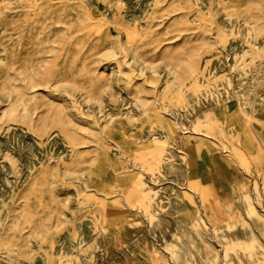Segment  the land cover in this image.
<instances>
[{"label":"rangeland","instance_id":"rangeland-1","mask_svg":"<svg viewBox=\"0 0 264 264\" xmlns=\"http://www.w3.org/2000/svg\"><path fill=\"white\" fill-rule=\"evenodd\" d=\"M23 1L22 0H19V1L18 0L17 1L16 0H14V1L13 0H5V1L0 0V5H2V6H0V13L2 15V16L0 15V21L2 23V24L0 23V55H1V57H0V78H1L0 79V85L2 86V87L0 86V88H1L0 89V133H1L0 134V142H1L0 143V145H1L0 146V157H1L0 169L4 172V173H2L0 170V186H1L0 187V191H1L0 192V199H1L0 200V216H1L0 217V225H2V226H0V228H1L0 232H2V233H0V237H1L0 238V252H1L0 253V264H2V262H3V264H11V263L12 264H32V263L33 264H48V263L53 264L54 261L57 262V263L55 262L56 264H73L74 262H75L74 264H82V263L83 264H94V263L95 264H178L179 262H180V264H194V263L195 264H199V263L200 264H209V263L210 264H216V263L218 264V262H219V264H231V262H232V264H252V263L258 264L259 261H264V250L261 248H257L256 255L253 259L244 258V257H242L241 254L239 256L235 255L234 253L231 254L232 251H230V250H229V256H226V250L233 243V241H237V242L248 241L251 238H253V236L256 235V236H259L260 240H262V243L264 244V241H263L264 240L263 239L264 238V222H263L264 221V219H263L264 218V200L258 201L256 199L254 191L252 190L253 189L252 177H249L248 175L244 174L236 166V164H234V162L227 155H225L223 150L219 147V145L213 139H208V138L204 137L203 135H201L200 133H197V132L188 133L184 137V140L187 141V144L190 148H196L197 150H199V152H200L201 156L203 157V160L206 164V166L203 167L202 159L200 158V156L197 154H194L191 157V160L195 165L196 173L202 174L203 178L206 181L211 182L213 179L214 185L216 186V189L220 193H226L228 191L230 192L229 199L227 200V204H229L230 207L232 208V215H233V218L235 219L232 227H228L226 224H219L216 227H214L210 223L208 225L207 220H206V223H204L205 220H202L201 217H198L196 219L198 221H196V220L194 222L189 221L186 218V213L188 210L181 209L179 207L180 201L182 199H184L186 196H188L189 193L186 190L187 189V180L185 178L186 177L185 165H184V162H182L183 161V155L181 153H179V151L177 149H175L176 148V146H175L176 145V139L178 138L180 127L189 121V119L193 116L194 112L199 110L200 105L212 101L211 99H213V90L216 88V86L220 87V85L223 83V81H221V80H226L228 77L231 76L233 67H239V69L243 70V71L247 70L246 71L247 75H249V77H251V78L254 76V75H252L253 69L254 70L256 69L255 73H258L259 70H261V66L263 65V60L261 63V58L264 56V30H263L264 29V24H263L264 23V0H217V1H215V0H194V1L193 0H178V4H177V0H175V1H172V0H152V1H150V0H122V1L121 0H119V1L118 0H114V1L109 0V1H107V0H105L104 2H103V0H23ZM31 1L33 2V5H32ZM80 2H81V4H80ZM147 2H149V3H147ZM182 2H183V4H182ZM195 2H197V3H195ZM218 2H219V4H218ZM254 2H256V3H254ZM10 3H13V4L11 5ZM199 3H201V4H199ZM125 4H126V6H125ZM189 4L194 5V6L196 5V6L194 7V6H191ZM8 5H11V6L8 7ZM51 5H52V7H51ZM133 5L135 7H133ZM197 5H199V6H197ZM217 5H218V7H216ZM229 5H230V7H229ZM32 6H33V8H32ZM152 6L153 7L155 6V7L153 8ZM6 7L9 9H7ZM26 7L29 8V10ZM94 7L100 9V14H98L97 16L95 14H93V8ZM198 7H199V9L197 10ZM232 7H234V8H232ZM146 8H147V10H146ZM35 9H38V10H35ZM252 9H253V11H252ZM52 10H54L55 13ZM142 10H144V11H142ZM183 10L186 12L184 13ZM57 11H59V12H57ZM219 11H221L222 13H220ZM250 11H251V13H250ZM28 12H29V14H28ZM50 13L52 16L50 15ZM63 13H65V14L62 15ZM195 13L197 14V16ZM30 14H31V16H30ZM128 14H130V15H128ZM218 14H220V15H218ZM157 15H159V16L157 17ZM148 16H150V17H148ZM151 16L154 18H151ZM186 16H188L189 18H187ZM146 17H147V19H146ZM180 17L182 18V20L180 19ZM218 17H219V19H218ZM231 17H232V19H231ZM24 18H25V21L27 20V22H25L23 20ZM77 18H79V19L77 20ZM225 18L227 21L224 20ZM128 19H130V20H128ZM149 19H151L150 20L151 22L149 21ZM188 19L191 22H189ZM246 19H248V20H246ZM55 20H56V22H54ZM126 20H128L129 22ZM215 20H217V23ZM230 20H232L233 22ZM107 21H108V23H107ZM239 21L240 22L242 21V22L240 23ZM137 22L138 23L140 22L141 25L138 24ZM153 22H155V24H153ZM246 22L247 23L249 22V23L247 24ZM251 22H255V23H251ZM55 23H56V25H55ZM250 23H251V25H250ZM24 24L26 27L24 26ZM59 24H60L61 28L59 27ZM258 24H262L263 26L262 25L259 26ZM40 25H42V26H40ZM61 25H63L64 27ZM29 26H30V28H29ZM47 26H48V28H47ZM146 26H147V28H146ZM222 26H224L225 28ZM70 27H71V30H70ZM23 28L26 30H24ZM50 28H52V29H50ZM63 28H65V29H63ZM221 28H223V30ZM28 29L31 32L28 31ZM57 29H58V31H56ZM44 30H47V31H44ZM49 30H50V32H48ZM63 30H64V33H62ZM233 30L236 33H237V31L238 32L243 31V32H241V34L244 36L242 37V35H241V37H240L241 39L238 37H235L236 33ZM24 31H26L25 33L27 35L25 33H23ZM55 32H57V33H55ZM100 32L103 34V36H102V34L99 35ZM149 32H151V33H149ZM9 33H12V34H9ZM34 33H36V34H34ZM61 33H62V35H60ZM152 33H154V34H152ZM106 34H107V36H106ZM193 35H194V37H193ZM163 36H164V38H162ZM189 36H190V38H188ZM59 37H60V39H59ZM167 37H169V38H167ZM200 37H201V39H200ZM18 38H19V40L21 39L20 40L21 42L18 40ZM57 38H58V40H56ZM115 38H117V39H115ZM187 38H188V40H186ZM192 38L196 39V40H193ZM48 39H49V41H48ZM220 39H221V42L219 41ZM2 40H4V41H2ZM158 40L160 43L158 42ZM30 41H31V44H30ZM57 41H58V43H57ZM179 41H180V43H179ZM186 41L188 43H185ZM191 41H192V43H191ZM240 41H242V42H240ZM165 42H167L168 44ZM170 42H171V44H170ZM175 42H176V44H175ZM182 42H183V44H182ZM259 42H261V43L259 44ZM24 43H26V44H24ZM50 43L52 44L51 47H50V45H51ZM163 43L165 45H163ZM16 44L17 45L19 44V45L17 46ZM193 44H194V46H192ZM197 44H198V46H197ZM99 45L102 47H99ZM174 45L180 46V47L177 48ZM222 45H223V47H222ZM228 45L230 46V48ZM245 45H247V46H245ZM7 46H8V49H7ZM10 46H12V47H10ZM29 46H30V48H29ZM56 46L58 48H56ZM185 46H187V49ZM255 46H257V47H255ZM15 47H17V48H15ZM153 47H154V49H153ZM100 48H102V49L99 50ZM115 48H116V50H115ZM117 48H119V49H117ZM158 48H159V51H158ZM165 48H168L167 49L168 51H166ZM183 48L185 51L183 50ZM245 48H247V49H245ZM46 49L50 50V51L48 52ZM170 49L174 50L173 51L174 56L172 55V52H170V51H172ZM180 49L183 51H181ZM15 50H17V51L15 52ZM117 50H118V52H117ZM126 51H127V53H126ZM21 52L23 55L21 54ZM44 52L46 54H43ZM152 52H153V54H152L153 57L151 58L150 56H152L151 55ZM156 52L158 54L160 52V54L158 55ZM234 52H236V53H234ZM63 53H65L66 55L63 56ZM139 53H141V54L139 55ZM226 53L227 54L229 53V54L227 55ZM2 54H3V56H2ZM122 54H124L123 58H122ZM176 54H178V55L180 54L179 57H177L178 55L176 56ZM85 55H87V56H85ZM171 55L173 57H171ZM186 55H187V57H185ZM52 56H53V58H52ZM106 56H107V58H106ZM133 56H134V58H133ZM86 57H89V58H86ZM117 57H118V59H115ZM156 57H157V59H156ZM7 58H8V60H6ZM32 58H33V60H32ZM121 58H122V60H121ZM160 58L163 59L164 61L163 60L161 61ZM14 59H16V60H14ZM19 59L21 61H19ZM44 59L46 60L47 64L45 63ZM69 59H70V62H69ZM151 59H152V62H151ZM183 59H186V60L184 61ZM22 60H25V61H22ZM126 60H127V62H126ZM167 60H169L170 62ZM237 60H238V62H237ZM30 61H32L33 63ZM159 61L163 62V63H161V66H159V64H160ZM181 61H182V63H181ZM157 62H158V64H157ZM227 62H228V64H227ZM42 63L44 64L43 66H42ZM67 63H68V65H67ZM79 63L82 65L80 66ZM131 63H132V65H131ZM180 63L182 64V66H180L181 65ZM187 64L188 65L190 64V65L188 66ZM157 65H158V67H157ZM164 65H165V67H164ZM18 66H20V67L18 68ZM44 66H45V68H44ZM109 66H110V68H109ZM145 66H148V67L145 68ZM152 66L153 67L155 66V68H153ZM191 66H192V68H191ZM41 67H42V69H39ZM128 67H130V68H128ZM160 67H162V68L160 69ZM166 67L168 68L167 71H166V69H167ZM36 68H38V69H36ZM132 68H133V70H132ZM172 68H174L175 70ZM15 69L18 71H16ZM130 69H131V71H130ZM230 69H231V71H229ZM19 70H21V71H19ZM42 70H43V72H42ZM88 70H89V72H88ZM149 70H151V71H149ZM155 70H156V72H155ZM24 71H26V72H24ZM36 71H37V73H36ZM159 71H160V73H159ZM171 71H174V72H171ZM188 71H191L192 75H191V72H188ZM212 71H213V73H212ZM122 72L124 74H122ZM136 72H137V74H136ZM214 72H216V74ZM7 73H9V74H7ZM38 73H39V75H37ZM40 73H41V75H40ZM60 73H62V75ZM116 73H117V75H116ZM162 73H163V75H162ZM182 73H183L184 77H181ZM187 74L188 75L190 74V75L188 76ZM208 74H210L211 76ZM26 75L29 77H26ZM115 75L118 78H116ZM142 75H144V77H142ZM159 75H160V77H159ZM2 76L4 77V79ZM111 76H113V79ZM124 76H126V77H124ZM131 76H132V78H131ZM162 76L166 78V79L164 78L166 81L163 79ZM175 76H176V78H178V80L175 78ZM31 77H32V79H31ZM127 77H129V78L127 79ZM172 77H174L175 80ZM189 77H190V79H189ZM197 77H198L200 82L197 80ZM20 78L22 81H20ZM27 78L29 80H26ZM110 79H112V80H110ZM117 79L119 81L120 80L121 81L119 82ZM4 80H5V82H4ZM37 80H38V82H37ZM129 80L132 81L133 85H135V86H133L131 84L132 82L129 83L130 82ZM161 80H162V82H160ZM206 80H208V81L206 82ZM32 81H33V83H32ZM139 81H141V82H139ZM142 81H144V82H142ZM148 81L150 84L147 83ZM155 81H157L158 84L156 83V85H155L153 83ZM176 81H178V83ZM179 81H180V83L182 82L181 83L182 85L179 83ZM201 81H203V82L201 83ZM242 81H243V75L239 74L237 76L236 81L234 82V86L236 88H238L237 86H239V88H241ZM256 81L257 80H255V82H254L255 85H256ZM28 82H29V84H28ZM45 82H47V83H45ZM117 82H119V84ZM164 83H166L167 85ZM175 83L177 84V86ZM30 84H33V85H30ZM46 84H47V86H46ZM169 84H170V86H169ZM215 84H216V86H213ZM116 85H118V86H116ZM5 86L6 87L8 86V87L6 88ZM25 86H26V88H25ZM151 86H153V87H151ZM161 86H163V87H161ZM177 87L179 90L177 89ZM2 88H5V89H2ZM10 88H12V89H10ZM27 88H28V90H27ZM113 88L115 89V91ZM174 88H176V89H174ZM49 89L51 91H49ZM142 89H143V93L141 92ZM154 90H155V92H154ZM161 90H163V91H161ZM241 90H243V89H241ZM133 91H135V92H133ZM186 91L188 92V94H186L187 93ZM210 92H212V93H210ZM35 93H36V95H35ZM115 93L118 95V97H117V95H115ZM121 93H123V94H121ZM61 94H62L63 99H61ZM110 94H112V95H110ZM152 94H154V95L152 96ZM167 94H168V96H167ZM69 95H70V97H69ZM150 95H151V97H150ZM199 95H200V97H199ZM201 95H203V96H201ZM54 96H55V98H54ZM72 96L76 100H73L74 98ZM110 97H111V99H109ZM184 97L186 98L185 100H184ZM116 98H118V99H116ZM153 98L154 99L156 98V99L154 100ZM174 98H176V99H174ZM182 98H183V100H182ZM198 98H200V99H198ZM122 100H123V102H122ZM38 101L41 103L40 106L38 105L39 104ZM42 101H43V103H42ZM73 101H74V103H73ZM100 101H101V103H100ZM157 101H159V102H157ZM165 101L167 102L168 105L166 104ZM46 102H47V105H46ZM107 102L109 104H107ZM133 102H135V103H133ZM160 103H162L163 106ZM27 104H28V106H26ZM90 104H92V105L90 106ZM6 105H7V107H6ZM19 105H21V106H19ZM76 105L78 108L76 107ZM81 105L84 107L81 108ZM102 105H104V106H102ZM129 105H131V106H129ZM155 105H157V106H155ZM165 105L167 108L165 107ZM93 106L96 110L93 108ZM132 106H133V108H132ZM195 106H196V108H195ZM164 107H165V109H164ZM88 108L90 109V111ZM110 108L112 109V111ZM157 108H159V109H157ZM180 108H183V110H181ZM2 109L4 111L6 109V111L3 112ZM125 109H126V111H125ZM23 110H24V112H22ZM82 110H83V112H82ZM192 110H193V112H192ZM48 111H50V112H48ZM54 111L56 113L55 115H53ZM84 111H86V112H84ZM169 111H171V112H169ZM187 111H189L190 113L189 112L187 113ZM14 112L15 113L17 112V113L15 114ZM89 112H92V113L89 114ZM28 113L30 115H28ZM46 113H48V114H46ZM76 113H78L79 115ZM80 113H83V115ZM135 113H136L137 117L135 116ZM167 113H169V114H167ZM61 114H62V116H61ZM64 115L66 118L64 117ZM123 115H125V116H123ZM127 115H129V116H127ZM25 116L27 118H23ZM29 116H31V117H29ZM32 116H33V119H32ZM50 116H51L52 120H51ZM95 116H97V117L99 116V118H97ZM101 116H103V117H101ZM180 116H182V117H180ZM17 117H20V118L22 117V118L18 119ZM80 117L81 118L84 117V118L82 120H80ZM87 117L89 120L87 119ZM105 117H106V119H105ZM2 118H3V120H2ZM4 118H6V119H4ZM28 118H31V120ZM70 118H72L73 120ZM95 118H96V122H94ZM102 118H104V119L102 120ZM129 118H132V119L129 120ZM36 119H37V121H36ZM65 119H66V121L68 120L67 123H66ZM46 120H49V121H46ZM59 120H60V122H58ZM71 122H73L75 124H73ZM85 122H86V124H85ZM30 123H31V125H30ZM39 123L43 124V125H40ZM89 123L90 124L92 123L91 126L89 125ZM101 123L103 124V126ZM104 123H105V125H104ZM11 124H12V126H11ZM37 124H39V125H37ZM76 124H77V126H76ZM81 124L83 126H81ZM14 125L15 126L18 125V127L17 126L15 127ZM46 125H47V127H46ZM64 126H65V128H64ZM8 127H9V129H7ZM54 127H56V128H54ZM81 127H83V130L80 131V129H82ZM88 127H90V128H88ZM60 128H62L63 130ZM50 129H51V131H50ZM54 129H55V131H54ZM133 129H135V130H133ZM253 129L262 131L264 133V113L260 112L259 115L256 117V120H254L252 123L248 122L246 124L245 130L240 134V136L238 137V140L240 142L247 141V139L245 138L246 137L245 131H251L252 132ZM66 130H67V132H66ZM89 130H91L92 132ZM93 130H96V131L98 130V132L93 131ZM34 131L36 133L37 132L38 133L36 134V133H34ZM43 131H45L47 133H44ZM77 131H80V132H77ZM161 131H163V132H161ZM70 133H72V134H70ZM6 134H7V136H6ZM66 134H69V136ZM95 134H98V135L96 136ZM62 135H64V136H62ZM84 136H85V138H84ZM145 136H147V137H145ZM64 137L66 138V140ZM68 137H72V138L69 139ZM36 139H37V141H36ZM43 139L46 142H44ZM105 139H107V140H105ZM32 141H33V143H32ZM84 141H85V143H84ZM28 142H30V143H28ZM51 142H52V145H51ZM81 143H83V144H81ZM98 143H100V144H98ZM257 144H259L261 146V150H262V153L264 155V147H263L262 142H259ZM74 146H75V148H73ZM94 146H95V148H94ZM170 147H171V149H169ZM66 149H67V151H66ZM80 149L83 151V153ZM43 150H45V151H43ZM88 151H90V152H88ZM250 151L254 152L255 148L250 147ZM118 152H120V153H118ZM46 153L48 156L46 155ZM88 153H90V154H88ZM5 154H8V158H9V156L10 157L12 156L11 159H7V155H5ZM49 155H51V156H49ZM35 156H37V157L35 158ZM91 156H93L92 159H91ZM81 158H83V159H81ZM18 159H20V160L18 161ZM88 159H90L91 161ZM39 161H41V162L39 163ZM22 162H23V164H22ZM167 162H168V164H167ZM42 163H43V165H42ZM179 163H180V165H179ZM38 164H39V166H38ZM65 164H66V166H65ZM19 165H21V166H19ZM54 165L57 168H55ZM128 166H129V168H128ZM66 167H68L69 169ZM164 167H165V169H164ZM13 168L16 169L15 172H14ZM22 168H23V170H22ZM132 168H137V169H132ZM3 169H5V170H3ZM138 169H140V170H138ZM11 170H13V173ZM48 170H49V172H48ZM50 170L52 172L54 171L55 173H52ZM72 171H76V172H72ZM40 172H42V174H44V175H42ZM25 174H27V175H25ZM35 174H37V175H35ZM147 174H148V176H147ZM184 174H185V176H184ZM14 175H16V176H14ZM55 175L58 177L56 179V181H55V178H56ZM143 175L146 179L143 177ZM86 176H87V178H86ZM229 176L231 178H229ZM6 177H7V179H6ZM30 177H31V179H30ZM34 177H35V179H34ZM50 177H52V178H50ZM53 177H54V180H52ZM83 177L86 179L84 180ZM12 178L13 179L15 178L14 179L15 181ZM41 178H42V180L43 179L44 180L43 181L40 180ZM60 178H62V179H60ZM72 178H73V180L71 181ZM47 179H48V181H47ZM29 180H31V181H29ZM7 181L10 182V185H9V182H7ZM81 181H83V182H81ZM144 181H145V183H144ZM49 182H51V183H49ZM54 182H57V183H54ZM46 183H47L48 187L46 186ZM147 183H148V185H147ZM42 184H43V186H42ZM52 184H53V186H52ZM15 185H16V187H15ZM29 185H30V188H29ZM63 185H65V186H63ZM134 185H139L140 190L136 194H134L133 196L128 197V193H129L131 187ZM24 186H27V187L23 188ZM56 186H58V187H56ZM180 186L181 187L183 186V187L181 188ZM67 188H69V190ZM2 189L6 190V191H3ZM86 189H87V191H86ZM79 190H80V194H78ZM24 191H26V192H24ZM60 191H61V193H60ZM119 192H120V194H119ZM11 193H12V195H11ZM246 194L252 195V196L250 195L252 197V199L250 201L245 198ZM10 195H11V197H10ZM15 195H17V196H15ZM34 195L36 197H34ZM14 196H15V198H13ZM26 196H29L28 200H27ZM107 197H109V198H107ZM122 200L123 201L125 200L128 205L126 204L125 201L123 202ZM250 202L252 203L253 210H254V213L252 214V216L248 215V211H250V209H251L250 205H249ZM169 203H170V205H169ZM171 203H174V204H171ZM23 204H25L26 206L25 205L23 206ZM68 204H69V206H68ZM28 205H29V207H28ZM8 206H9V208H8ZM70 206H71V208H70ZM73 206H75V207H73ZM168 206H169V208H168ZM17 207H18V209H17ZM80 208H82V209L80 210ZM106 209L108 210L107 212H106ZM108 212H109V214H108ZM75 213H76V215H75ZM261 213H262V215H261ZM244 216H246V219L250 222L249 224L248 223L244 224V221H243ZM73 217H75V218H73ZM57 218L59 221L57 220ZM77 218H78V220H77ZM22 220H23V222H22ZM24 220H26V223ZM74 220H75V222H74ZM175 220H177L178 222L176 223ZM44 222H46V224ZM81 222H83V223H81ZM199 222H200V224H199ZM43 223H44V225H43ZM64 224L66 226H64ZM201 225L203 228L201 227ZM12 226H13V228H12ZM39 226H40V228L42 227L44 230L40 229ZM44 226L47 227L46 231H45ZM239 226L242 228H240ZM250 226H252V227H250ZM30 227H31V230L29 231ZM55 227H56V230H55ZM86 227H88V228H86ZM223 227H224V229H223ZM68 228L71 231H69ZM98 228H99V230H98ZM243 228H245V229H243ZM13 229H15L16 233H15V231H13ZM86 229H87V231H85ZM199 229H201V230H199ZM252 230L255 231L254 234H253ZM206 231H209V232H206ZM27 232H29V233H27ZM51 232L53 233V235L51 234ZM88 232H90V233H88ZM144 232H145V234H143ZM18 233H20V234H18ZM25 233H27V234H25ZM45 233L47 234V236L45 235ZM180 233H181V235H180ZM12 234H14V235H12ZM72 234H73L74 238H73ZM149 234H151V235H149ZM161 234H162V236H161ZM206 234H208V235H206ZM24 235H25V237H24ZM41 235H42V237H41ZM65 235H67V236H65ZM82 235H84V236H82ZM96 235H97V237H96ZM139 236H141V237H139ZM208 236L212 239L209 240ZM65 237H66V239H65ZM152 237H154L155 241L153 239H151ZM182 237H185V238L182 239ZM32 238L36 241V243L34 240H32ZM81 239H82V241H81ZM96 239H97V241H96ZM5 240L7 241V243ZM44 240H46V241H44ZM196 240H198V241H196ZM219 240L222 242L224 241V243L223 244L221 242H220V244H219V242L217 243L216 241H219ZM8 242H9V244H8ZM25 242H27L28 245L25 244ZM77 242H79L80 244ZM95 242H96V244H95ZM22 243H24V244H22ZM15 244L17 245L18 248L15 246ZM179 244H180V246L178 247ZM186 244H187V247H186ZM210 244H212V245H210ZM181 245L183 248L181 247ZM81 246L85 249L81 248ZM87 246H89V247H87ZM2 247L4 249H2ZM24 247L26 249L28 248V250L24 249ZM190 247H191L190 250L187 249ZM15 248H16V250H14ZM201 248H202V250H201ZM97 249L99 250V253H98ZM192 249H193V252H195V253L192 252ZM216 249L218 250V252ZM25 250L27 251L26 253H24ZM188 250H189V252H188ZM10 251H12V252H10ZM17 251H19V252H17ZM94 251L96 254L94 253ZM101 252H103V254ZM104 252H105V255H104ZM50 253H52V254L50 255ZM66 253H67V255H66ZM125 253H126V255H125ZM196 253H198L199 255ZM32 254H33V256H32ZM164 254H165V256H164ZM62 255H63V257H62ZM72 255H74V256L72 257ZM100 255H101V257H100ZM189 255H190V257H189ZM191 255H193V256H191ZM217 255H219V256H217ZM13 256H15V258ZM195 256L197 257V259ZM199 256H200V258H199ZM7 257H9L10 259ZM61 257H62V259H61ZM217 257L219 260L217 259ZM44 258L46 259L45 262H44V260H45ZM183 258H184V260H182ZM169 259H170V261H169ZM201 259H202V261H201ZM52 260H53V262H52ZM20 261H21V263H19ZM98 261H100L101 263Z\"/></svg>","mask_w":264,"mask_h":264},{"label":"bare ground","instance_id":"bare-ground-1","mask_svg":"<svg viewBox=\"0 0 264 264\" xmlns=\"http://www.w3.org/2000/svg\"><path fill=\"white\" fill-rule=\"evenodd\" d=\"M5 1V0H4ZM14 1V0H13ZM17 1V0H16ZM19 1V0H18ZM23 1V0H22ZM105 0H103V2H104ZM107 1H109V0H107ZM114 1V0H113ZM119 1V0H118ZM122 1V0H121ZM150 1H152V0H150ZM172 1H175V0H172ZM171 1V2H172ZM194 1V0H193ZM215 1H217V0H215ZM11 2V1H10ZM24 2V1H23ZM32 2V1H31ZM61 2V1H60ZM82 2V1H81ZM81 2H80V4H81ZM124 2V1H123ZM136 2V1H135ZM157 2V1H156ZM252 2V1H251ZM37 3V2H36ZM39 3V2H38ZM59 3V2H58ZM115 3V2H114ZM117 3V2H116ZM146 3V2H145ZM147 3H149V2H147ZM153 3V2H152ZM186 3V2H185ZM195 3H197V2H195ZM202 3V2H201ZM201 3H199V4H201ZM204 3V2H203ZM227 3V2H226ZM250 3V2H249ZM253 3V2H252ZM254 3H256V2H254ZM258 3V2H257ZM11 5L13 4V3H10ZM35 4V3H34ZM54 4V3H53ZM60 4V3H59ZM85 4V3H84ZM83 4V5H84ZM135 4V3H134ZM177 4H178V0H177ZM181 4V3H180ZM182 4H183V2H182ZM192 4V3H191ZM191 4H189V5H191ZM217 4V3H216ZM218 4H219V2H218ZM234 4V3H233ZM11 5H8V7L9 6H11ZM32 5H33V2H32ZM70 5V4H69ZM79 5V4H78ZM145 5V4H144ZM143 5V6H144ZM206 5V4H205ZM262 5V4H261ZM0 6H2V5H0ZM107 6V5H106ZM125 6H126V4H125ZM146 6V5H145ZM185 6V5H184ZM191 6H194V5H191ZM196 6V5H195ZM194 6V7H195ZM197 6H199V5H197ZM201 6V5H200ZM244 6V5H243ZM4 7V6H3ZM51 7H52V5H51ZM62 7V6H61ZM60 7V8H61ZM130 7V6H129ZM133 7H135L134 5H133ZM153 7V6H152ZM155 7V6H154ZM153 7V8H154ZM173 7V6H172ZM190 7V6H189ZM216 7H218V5L216 6ZM229 7H230V5H229ZM258 7V6H257ZM7 8V7H6ZM27 8V7H26ZM32 8H33V6H32ZM84 8V7H83ZM114 8V7H113ZM176 8V7H175ZM193 8V7H192ZM203 8V7H202ZM206 8V7H205ZM232 8H234V7H232ZM7 9H9V8H7ZM28 10H29V8H27ZM49 9V8H48ZM58 9V8H57ZM56 9V10H57ZM140 9V8H139ZM159 9V8H158ZM170 9V8H169ZM199 9V7L197 8V10ZM201 9V8H200ZM222 9V8H221ZM35 10H38V9H35ZM80 10V9H79ZM111 10V9H110ZM146 10H147V8H146ZM151 10V9H150ZM160 10V9H159ZM195 10V9H194ZM202 10V9H201ZM219 10V9H218ZM2 11V10H1ZM52 11H54V10H52ZM105 11V10H104ZM142 11H144V10H142ZM154 11V10H153ZM184 11V10H183ZM196 11V10H195ZM194 11V12H195ZM252 11H253V9H252ZM260 11V10H259ZM263 11V10H262ZM5 12V11H4ZM22 12V11H21ZM32 12V11H31ZM57 12H59V11H57ZM63 12V11H62ZM132 12V11H131ZM135 12V11H134ZM152 12V11H151ZM186 11H184V13H185ZM220 13H222L221 11H219ZM54 13H55V11H54ZM136 13V12H135ZM143 13V12H142ZM148 13V12H147ZM206 13V12H205ZM250 13H251V11H250ZM262 13V12H261ZM21 14V13H20ZM28 14H29V12H28ZM65 13H63L62 15H64ZM80 14V13H79ZM93 14H95L96 16L98 15V14H100V9H98V8H96V7H94L93 8ZM144 14V13H143ZM146 14V13H145ZM153 14V13H152ZM155 14V13H154ZM180 14V13H179ZM196 14V13H195ZM194 14V15H195ZM241 14V13H240ZM245 14V13H244ZM0 15H1V13H0ZM5 15V14H4ZM26 15V14H25ZM36 15V14H35ZM50 15H51V13H50ZM67 15V14H66ZM78 15V14H77ZM128 15H130V14H128ZM149 15V14H148ZM156 15V14H155ZM184 15V14H183ZM218 15H220V14H218ZM253 15V14H252ZM2 16V15H1ZM6 16V15H5ZM9 16V15H8ZM16 16V15H15ZM30 16H31V14H30ZM52 16V15H51ZM55 16V15H54ZM141 16V15H140ZM143 16V15H142ZM159 15H157V17H158ZM196 16H197V14H196ZM208 16V15H207ZM242 16V15H241ZM254 16V15H253ZM25 17V16H24ZM29 17V16H28ZM43 17V16H42ZM45 17V16H44ZM56 17V16H55ZM79 17V16H78ZM82 17V16H81ZM126 17V16H125ZM148 17H150V16H148ZM182 17V16H181ZM180 17V19L182 20V18ZM184 17V16H183ZM187 18H189L188 16H186ZM225 17V16H224ZM245 17V16H244ZM250 17V16H249ZM248 17V18H249ZM30 18V17H29ZM52 18V17H51ZM130 18V17H129ZM145 18V17H144ZM151 18H154V17H152L151 16ZM191 18V17H190ZM229 18V17H228ZM234 18V17H233ZM242 18V17H241ZM9 19V18H8ZM21 19V18H20ZM46 19V18H45ZM79 18H77V20H78ZM146 19H147V17H146ZM179 19V18H178ZM177 19V20H178ZM196 19V18H195ZM218 19H219V17H218ZM231 19H232V17H231ZM243 19V18H242ZM241 19V20H242ZM24 21H25V18L23 19ZM65 20V19H64ZM81 20V19H80ZM128 20H130V19H128ZM128 20H126V21H128ZM144 20V19H143ZM151 19H149V21H150ZM189 20V19H188ZM224 20H226V18L224 19ZM229 20V19H228ZM235 20V19H234ZM237 20V19H236ZM240 20V19H239ZM246 20H248V19H246ZM257 20V19H256ZM261 20V19H260ZM23 21V22H24ZM45 21V20H44ZM50 21V20H49ZM73 21V20H72ZM194 21V20H193ZM198 21V20H197ZM216 21V23H217V20H215ZM220 21V20H219ZM227 21V20H226ZM230 21H232V20H230ZM250 21V20H249ZM25 22H27V20L25 21ZM24 22V23H25ZM54 22H56V20L54 21ZM61 22V21H60ZM59 22V23H60ZM64 22V21H63ZM69 22V21H68ZM129 22V21H128ZM133 22V21H132ZM131 22V23H132ZM151 22V21H150ZM181 22V21H180ZM189 22H191L190 20H189ZM229 22V21H228ZM233 22V21H232ZM235 22V21H234ZM240 22V21H239ZM242 22V21H241ZM240 22V23H241ZM256 22V21H255ZM255 22H251V23H255ZM0 23H1V21H0ZM107 23H108V21H107ZM138 23V22H137ZM214 23V22H213ZM247 23V22H246ZM249 23V22H248ZM247 23V24H248ZM251 23H250V25H251ZM257 23V22H256ZM259 23V22H258ZM2 24V23H1ZM26 24V23H25ZM25 24H24V26H25ZM30 24V23H29ZM44 24V23H43ZM64 24V23H63ZM71 24V23H70ZM138 24H140V22L138 23ZM143 24V23H142ZM145 24V23H144ZM153 24H155V22H153ZM202 24V23H201ZM207 24V23H206ZM244 24V23H243ZM264 24V23H263ZM11 25V24H10ZM19 25V24H18ZM27 25V24H26ZM31 25V24H30ZM51 25V24H50ZM55 25H56V23H55ZM73 25V24H72ZM141 25V24H140ZM152 25V24H151ZM150 25V26H151ZM241 25V24H240ZM259 26L260 25H262V24H258ZM40 26H42V25H40ZM53 26V25H52ZM61 26H63V25H61ZM71 26V25H70ZM89 26V25H88ZM87 26V27H88ZM263 26V25H262ZM26 27V26H25ZM59 27H60V24H59ZM58 27V28H59ZM64 27V26H63ZM66 27V26H65ZM119 27V26H118ZM139 27V26H138ZM222 27H224V26H222ZM228 27V26H227ZM226 27V28H227ZM235 27V26H234ZM244 27V26H243ZM7 28V27H6ZM20 28V27H19ZM29 28H30V26H29ZM32 28V27H31ZM47 28H48V26H47ZM46 28V29H47ZM61 28V27H60ZM59 28V29H60ZM146 28H147V26H146ZM225 28V27H224ZM241 28V27H240ZM9 29V28H8ZM12 29V28H11ZM10 29V30H11ZM24 29V28H23ZM40 29V28H39ZM45 29V28H44ZM50 29H52V28H50ZM63 29H65V28H63ZM104 29V28H103ZM102 29V30H103ZM222 30H223V28H221ZM235 29V28H234ZM244 29V28H243ZM17 30V29H16ZM24 30H26V29H24ZM32 30V29H31ZM37 30V29H36ZM62 30V29H61ZM68 30V29H67ZM70 30H71V27H70ZM86 30V29H85ZM108 30V29H107ZM145 30V29H144ZM159 30V29H158ZM239 30V29H238ZM264 30V29H263ZM8 31V30H7ZM28 31H30L29 29H28ZM44 31H47V30H44ZM56 31H58V29L56 30ZM66 31V30H65ZM118 31V30H117ZM124 31V30H123ZM234 31V30H233ZM13 32V31H12ZM21 32V31H20ZM26 31H24L23 33H25ZM31 32V31H30ZM39 32V31H38ZM37 32V33H38ZM48 32H50V30L48 31ZM62 32V31H61ZM143 32V31H142ZM157 32V31H156ZM219 32V31H218ZM229 32V31H228ZM235 32V31H234ZM241 32H243V31H241ZM241 32H238L237 31V33H236V36L235 37H238V38H240L241 37ZM22 33V34H23ZM28 33V32H27ZM41 33V32H40ZM47 33V32H46ZM53 33V32H52ZM55 33H57V32H55ZM62 33H64V30H63V32ZM62 33L60 34V35H62ZM80 33V32H79ZM119 33V32H118ZM149 33H151V32H149ZM226 33V32H225ZM6 34V33H5ZM9 34H12V33H9ZM14 34V33H13ZM26 34V33H25ZM34 34H36V33H34ZM100 34H102L101 32L99 33V35ZM142 34V33H141ZM152 34H154V33H152ZM151 34V35H152ZM159 34V33H158ZM229 34V33H228ZM234 34V33H233ZM244 34V33H243ZM252 34V33H251ZM27 35V34H26ZM31 35V34H30ZM38 35V34H37ZM98 35V36H99ZM109 35V34H108ZM190 35V34H189ZM201 35V34H200ZM246 35V34H245ZM19 36V35H18ZM45 36V35H44ZM43 36V37H44ZM58 36V35H57ZM64 36V35H63ZM102 36H103V34H102ZM106 36H107V34H106ZM120 36V35H119ZM155 36V35H154ZM158 36V35H157ZM244 35H242V37H243ZM5 37V36H4ZM8 37V36H7ZM17 37V36H16ZM31 37V36H30ZM41 37V36H40ZM62 37V36H61ZM66 37V36H65ZM64 37V38H65ZM81 37V36H80ZM147 37V36H146ZM151 37V36H150ZM193 37H194V35H193ZM197 37V36H196ZM195 37V38H196ZM199 37V36H198ZM247 37V36H246ZM45 38V37H44ZM51 38V37H50ZM63 38V37H62ZM79 38V37H78ZM83 38V37H82ZM112 38V37H111ZM152 38V37H151ZM162 38H164V36L162 37ZM167 38H169V37H167ZM188 38H190V36L188 37ZM188 38L186 39V40H188ZM237 38V39H238ZM248 38V37H247ZM2 39V38H1ZM14 39V38H13ZM12 39V40H13ZM39 39V38H38ZM41 39V38H40ZM59 39H60V37H59ZM81 39V38H80ZM102 39V38H101ZM115 39H117V38H115ZM158 39V38H157ZM172 39V38H171ZM193 39V38H192ZM200 39H201V37H200ZM241 39V38H240ZM8 40V39H7ZM18 40H19V38H18ZM21 40V39H20ZM19 40V41H20ZM25 40V39H24ZM32 40V39H31ZM37 40V39H36ZM56 40H58V38L56 39ZM55 40V41H56ZM126 40V39H125ZM146 40V39H145ZM161 40V39H160ZM168 40V39H167ZM166 40V41H167ZM193 40H196V39H193ZM243 40V39H242ZM249 40V39H248ZM2 41H4V40H2ZM1 41V42H2ZM26 41V40H25ZM24 41V42H25ZM43 41V40H42ZM48 41H49V39H48ZM53 41V40H52ZM106 41V40H105ZM150 41V40H149ZM184 41V40H183ZM220 42H221V39L219 40ZM236 41V40H235ZM15 42V41H14ZM21 42V41H20ZM28 42V41H27ZM46 42V41H45ZM144 42V41H143ZM148 42V41H147ZM146 42V43H147ZM158 42H159V40H158ZM240 42H242V41H240ZM263 42V41H262ZM5 43V42H4ZM12 43V42H11ZM17 43V42H16ZM23 43V42H22ZM57 43H58V41H57ZM64 43V42H63ZM85 43V42H84ZM103 43V42H102ZM101 43V44H102ZM140 43V42H139ZM138 43V44H139ZM149 43V42H148ZM160 43V42H159ZM165 43H167V42H165ZM179 43H180V41H179ZM185 43H188L187 41L185 42ZM191 43H192V41H191ZM224 43V42H223ZM229 43V42H228ZM257 43V42H256ZM261 42H259V44H260ZM24 44H26V43H24ZM28 44V43H27ZM30 44H31V41H30ZM34 44V43H33ZM37 44V43H36ZM51 44V43H50ZM49 44V45H50ZM56 44V43H55ZM106 44V43H105ZM104 44V45H105ZM128 44V43H127ZM151 44V43H150ZM168 44V43H167ZM170 44H171V42H170ZM169 44V45H170ZM175 44H176V42H175ZM182 44H183V42H182ZM181 44V45H182ZM190 44V43H189ZM199 44V43H198ZM198 44H197V46H198ZM17 45V44H16ZM19 45V44H18ZM17 45V46H18ZM61 45V44H60ZM84 45V44H83ZM123 45V44H122ZM163 45H165L164 43H163ZM180 45V44H179ZM187 45V44H186ZM191 45V44H190ZM201 45V44H200ZM235 45V44H234ZM256 45V44H255ZM4 46V45H3ZM15 46V45H14ZM13 46V47H14ZM22 46V45H21ZM42 46V45H41ZM48 46V45H47ZM52 46V44L50 45V47ZM107 46V45H106ZM121 46V45H120ZM134 46V45H133ZM140 46V45H139ZM162 46V45H161ZM175 47H180V46H176V45H174ZM184 46V45H183ZM192 46H194V44L192 45ZM196 46V45H195ZM229 46V45H228ZM237 46V45H236ZM245 46H247V45H245ZM254 46V45H253ZM259 46V45H258ZM6 47V46H5ZM4 47V48H5ZM10 47H12V46H10ZM75 47V46H74ZM95 47V46H94ZM99 47H102V46H100L99 45ZM113 47V46H112ZM138 47V46H137ZM141 47V46H140ZM148 47V46H147ZM157 47V46H156ZM186 47V49H187V46H185ZM222 47H223V45H222ZM232 47V46H231ZM255 47H257V46H255ZM15 48H17V47H15ZM14 48V49H15ZM29 48H30V46H29ZM46 48V47H45ZM56 48H58L57 46H56ZM84 48V47H83ZM105 48V47H104ZM134 48V47H133ZM139 48V47H138ZM172 48V47H171ZM229 48H230V46H229ZM242 48V47H241ZM7 49H8V46H7ZM6 49V50H7ZM21 49V48H20ZM23 49V48H22ZM44 49V48H43ZM48 49V48H47ZM46 49V50H47ZM73 49V48H72ZM102 48H100L99 50H101ZM113 49V48H112ZM117 49H119V48H117ZM140 49V48H139ZM148 49V48H147ZM151 49V48H150ZM153 49H154V47H153ZM164 49V48H163ZM168 48H165V50L166 51H168L167 50ZM174 49V48H173ZM192 49V48H191ZM225 49V48H224ZM232 49V48H231ZM245 49H247V48H245ZM244 49V50H245ZM13 50V49H12ZM83 50V49H82ZM115 50H116V48H115ZM144 50V49H143ZM156 50V49H155ZM170 50H172V49H170ZM181 50V49H180ZM183 50H184V48H183ZM183 50H181V51H183ZM189 50V49H188ZM236 50V49H235ZM3 51V50H2ZM17 50H15V52H16ZM28 51V50H27ZM48 52L50 51V50H47ZM56 51V50H55ZM114 51V50H113ZM136 51V50H135ZM154 51V50H153ZM158 51H159V48H158ZM157 51V52H158ZM173 51L174 50H172V51H170V52H172V55H173ZM179 51V50H178ZM185 51V50H184ZM187 51V50H186ZM192 51V50H191ZM232 51V50H231ZM246 51V50H245ZM244 51V52H245ZM250 51V50H249ZM33 52V51H32ZM71 52V51H70ZM74 52V51H73ZM117 52H118V50H117ZM116 52V53H117ZM137 52V51H136ZM140 52V51H139ZM142 52V51H141ZM146 52V51H145ZM156 52V53H157ZM165 52V51H164ZM243 52V51H242ZM24 53V52H23ZM72 53V52H71ZM114 53V52H113ZM126 53H127V51H126ZM129 53V52H128ZM163 53V52H162ZM169 53V52H168ZM177 53V52H176ZM183 53V52H182ZM191 53V52H190ZM232 53V52H231ZM234 53H236V52H234ZM21 54H22V52H21ZM35 54V53H34ZM37 54V53H36ZM41 54V53H40ZM43 54H46L45 52L43 53ZM52 54V53H51ZM115 54V53H114ZM118 54V53H117ZM141 53H139V55H140ZM148 54V53H147ZM153 54V52L151 53V55ZM158 54V53H157ZM159 54H160V52H159ZM158 54V55H159ZM167 54V53H166ZM227 54V53H226ZM229 54V53H228ZM227 54V55H228ZM240 54V53H239ZM245 54V53H244ZM243 54V55H244ZM10 55V54H9ZM16 55V54H15ZM23 55V54H22ZM66 54L65 53H63V56H65ZM72 55V54H71ZM93 55V54H92ZM107 55V54H106ZM116 55V54H115ZM123 55L124 54H122V58H123ZM132 55V54H131ZM150 55V54H149ZM148 55V56H149ZM168 55V54H167ZM171 55V57H173ZM178 54H176V56H177ZM180 55V54H179ZM179 55L177 56V57H179ZM197 55V54H196ZM226 55V56H227ZM2 56H3V54H2ZM43 56V55H42ZM47 56V55H46ZM56 56V55H55ZM85 56H87V55H85ZM94 56V55H93ZM108 56V55H107ZM107 56H106V58H107ZM117 56V55H116ZM127 56V55H126ZM156 56V55H155ZM161 56V55H160ZM175 56V57H176ZM231 56V55H230ZM251 56V55H250ZM0 57H1V55H0ZM49 57V56H48ZM141 57V56H140ZM151 58L153 57V55L152 56H150ZM185 57H187V55L185 56ZM10 58V57H9ZM14 58V57H13ZM52 58H53V56H52ZM65 58V57H64ZM76 58V57H75ZM86 58H89V57H86ZM85 58V59H86ZM122 58H121V60H122ZM133 58H134V56H133ZM148 58V57H147ZM162 58V57H161ZM160 58V59H161ZM228 58V57H227ZM249 58V57H248ZM22 59V58H21ZM25 59V58H24ZM43 59V58H42ZM63 59V58H62ZM82 59V58H81ZM80 59V60H81ZM84 59V58H83ZM109 59V58H108ZM115 59H118V57L117 58H115ZM156 59H157V57H156ZM166 59V58H165ZM175 59V58H174ZM173 59V60H174ZM200 59V58H199ZM239 59V58H238ZM6 60H8V58L6 59ZM14 60H16V59H14ZM32 60H33V58H32ZM39 60V59H38ZM52 60V59H51ZM75 60V59H74ZM73 60V61H74ZM111 60V59H110ZM146 60V59H145ZM149 60V59H148ZM163 59H161V61H162ZM171 60V59H170ZM177 60V59H176ZM184 61L186 60V59H183ZM182 60V61H183ZM229 60V59H228ZM258 60V59H257ZM262 60H263V65L261 66V70H259V72L258 73H255V70L253 69L252 70V75H254L252 78L251 77H249V75H247V70H240L239 69V67H233V70H232V74H231V76L230 77H226L225 79L226 80H221V81H223V83L220 85V87L218 86H216V84L215 85H213V86H216V88L213 90V99H211L210 101L211 102H207V103H204V104H202V105H200V108H199V110H197V111H195L194 112V114H193V116L189 119V121L186 123V124H184L183 126H181L180 127V130H179V135H178V138L176 139V148L175 149H177L178 151H179V153H181L182 155H183V161L182 162H184V165H185V169H186V180H187V192L189 193V195L188 196H186L184 199H182L181 201H180V204H179V207L181 208V209H186V210H188L187 211V213H186V218L189 220V221H192V222H194L198 217H201V219L202 220H205L204 221V223H206V220H207V222H208V225H209V223L211 224V225H213L214 227H216L217 225H219V224H226L228 227H232L233 226V224H234V221H235V219L233 218V215H232V208L230 207V205L229 204H227V200L229 199V195H230V192L228 191V192H226V193H220L217 189H216V186L214 185V180L212 179V181L210 182V181H206L204 178H203V176H202V174H198V173H196V171H195V165H194V163L192 162V160H191V157L194 155V154H197V155H199L200 156V158L202 159V165H203V167H205L206 166V164H205V162H204V160H203V157L201 156V154H200V152H199V150H197L196 148H190L189 146H188V144H187V141L186 140H184V137L188 134V133H190V132H197V133H200L201 135H203L204 137H206V138H208V139H213L218 145H219V147L223 150V152L225 153V155H227L233 162H234V164H236V166L244 173V174H246V175H248L249 177H252V182H253V191H254V194H255V197H256V199L258 200V201H263L264 200V155H263V153H262V150H261V146L259 145V144H257V143H259V142H262V144H263V147H264V133L262 132V131H259V130H256V129H253V131L251 132V131H245V138L247 139V141H243V142H240L239 140H238V137L240 136V134L245 130V126H246V124L248 123V122H253L254 120H256V117L259 115V113L260 112H262V113H264V56L261 58V63H262ZM19 61H21L20 59H19ZM18 61V62H19ZM22 61H25V60H22ZM27 61V60H26ZM44 61H45V63H46V60L44 59ZM132 61V60H131ZM147 61V60H146ZM164 61V60H163ZM167 61H169V60H167ZM175 61V60H174ZM182 61H181V63H182ZM200 61V60H199ZM226 61V60H225ZM30 62H32V61H30ZM48 62V61H47ZM64 62V61H63ZM69 62H70V59H69ZM83 62V61H82ZM114 62V61H113ZM126 62H127V60H126ZM139 62V61H138ZM151 62H152V59H151ZM150 62V63H151ZM160 62V61H159ZM170 62V61H169ZM176 62V61H175ZM187 62V61H186ZM201 62V61H200ZM237 62H238V60H237ZM255 62V61H254ZM33 63V62H32ZM92 63V62H91ZM90 63V64H91ZM123 63V62H122ZM154 63V62H153ZM156 63V62H155ZM161 63H163V62H160V64H159V66H161ZM167 63V62H166ZM173 63V62H172ZM178 63V62H177ZM180 63V64H181ZM189 63V62H188ZM223 63V62H222ZM226 63V62H225ZM224 63V64H225ZM36 64V63H35ZM41 64V63H40ZM47 64V63H46ZM80 64V63H79ZM126 64V63H125ZM130 64V63H129ZM137 64V63H136ZM140 64V63H139ZM157 64H158V62H157ZM168 64V63H167ZM166 64V65H167ZM176 64V63H175ZM179 64V65H180ZM191 64V63H190ZM189 64V65H190ZM197 64V63H196ZM201 64V63H200ZM204 64V63H203ZM227 64H228V62H227ZM15 65V64H14ZM13 65V66H14ZM22 65V64H21ZM39 65V64H38ZM44 64L42 63V66H43ZM67 65H68V63H67ZM82 64H80V66H81ZM89 65V64H88ZM92 65V64H91ZM90 65V66H91ZM113 65V64H112ZM127 65V64H126ZM125 65V66H126ZM131 65H132V63H131ZM141 65V64H140ZM188 65V64H187ZM188 65V66H189ZM208 65V64H207ZM221 65V64H220ZM257 65V64H256ZM8 66V65H7ZM37 66V65H36ZM129 66V65H128ZM142 66V65H141ZM163 66V65H162ZM180 66H182V64L180 65ZM200 66V65H199ZM203 66V65H202ZM212 66V65H211ZM229 66V65H228ZM259 66V65H258ZM20 66H18V68H19ZM61 67V66H60ZM79 67V66H78ZM77 67V68H78ZM121 67V66H120ZM123 67V66H122ZM138 67V66H137ZM146 67H148V66H145V68ZM153 67V66H152ZM157 67H158V65H157ZM164 67H165V65H164ZM163 67V68H164ZM171 67V66H170ZM205 67V66H204ZM232 67V66H231ZM251 67V66H250ZM12 68V67H11ZM17 68V67H16ZM44 68H45V66H44ZM73 68V67H72ZM96 68V67H95ZM109 68H110V66H109ZM124 68V67H123ZM128 68H130V67H128ZM139 68V67H138ZM153 68H155V66L153 67ZM162 67H160V69H161ZM167 68V67H166ZM189 68V67H188ZM191 68H192V66H191ZM200 68V67H199ZM210 68V67H209ZM208 68V69H209ZM222 68V67H221ZM229 68V67H228ZM13 69V68H12ZM11 69V70H12ZM36 69H38V68H36ZM39 69H42V67L41 68H39ZM63 69V68H62ZM117 69V68H116ZM148 69V68H147ZM159 69V68H158ZM172 69H174V68H172ZM171 69V70H172ZM211 69V68H210ZM16 70V69H15ZM132 70H133V68H132ZM136 70V69H135ZM153 70V69H152ZM168 70V68L166 69V71ZM175 70V69H174ZM178 70V69H177ZM181 70V69H180ZM187 70V69H186ZM191 70V69H190ZM200 70V69H199ZM203 70V69H202ZM16 71H18V70H16ZM19 71H21V70H19ZM39 71V70H38ZM129 71V70H128ZM130 71H131V69H130ZM149 71H151V70H149ZM161 71V70H160ZM160 71H159V73H160ZM183 71V70H182ZM196 71V70H195ZM194 71V72H195ZM215 71V70H214ZM229 71H231V69L229 70ZM24 72H26V71H24ZM30 72V71H29ZM42 72H43V70H42ZM88 72H89V70H88ZM98 72V71H97ZM103 72V71H102ZM107 72V71H106ZM126 72V71H125ZM154 72V71H153ZM155 72H156V70H155ZM165 72V71H164ZM171 72H174V71H171ZM188 72H191V71H188ZM209 72V71H208ZM207 72V73H208ZM211 72V71H210ZM228 72V71H227ZM20 73V72H19ZM36 73H37V71H36ZM105 73V72H104ZM158 73V72H157ZM156 73V74H157ZM197 73V72H196ZM212 73H213V71H212ZM215 74H216V72H214ZM230 73V72H229ZM7 74H9V73H7ZM27 74V73H26ZM61 75H62V73H60ZM114 74V73H113ZM122 74H124L123 72H122ZM136 74H137V72H136ZM153 74V73H152ZM205 74V73H204ZM211 74V73H210ZM210 74H208V75H210ZM239 74H241V75H243V81H242V84H241V88H239V86H237L238 88H236L235 86H234V82L236 81V79H237V76L239 75ZM22 75V74H21ZM31 75V74H30ZM37 75H39V73L37 74ZM40 75H41V73H40ZM83 75V74H82ZM116 75H117V73H116ZM116 75H115V77H116ZM158 75V74H157ZM162 75H163V73H162ZM186 75V74H185ZM188 75V74H187ZM190 75V74H189ZM188 75V76H189ZM191 75H192V72H191ZM32 76V75H31ZM121 76V75H120ZM119 76V77H120ZM127 76V75H126ZM126 76H124V77H126ZM129 76V75H128ZM149 76V75H148ZM147 76V77H148ZM199 76V75H198ZM211 76V75H210ZM217 76V75H216ZM223 76V75H222ZM3 77V76H2ZM26 77H29V76H27L26 75ZM33 77V76H32ZM32 77H31V79H32ZM106 77V76H105ZM112 77V79H113V76H111ZM142 77H144V75H142ZM159 77H160V75H159ZM163 77V76H162ZM168 77V76H167ZM181 77H184V75H183V73H182V76ZM204 77V76H203ZM218 77V76H217ZM15 78V77H14ZM108 78V77H107ZM116 78H118V77H116ZM129 77H127V79H128ZM131 78H132V76H131ZM139 78V77H138ZM165 77H163V79H164ZM173 79H174V77H172ZM175 78H176V76H175ZM205 78V77H204ZM213 78V77H212ZM1 79V78H0ZM3 79H4V77H3ZM19 79V78H18ZM30 79V80H31ZM35 79V78H34ZM39 79V78H38ZM75 79V78H74ZM112 79H110V80H112ZM154 79V78H153ZM152 79V80H153ZM160 79V78H159ZM166 79V78H165ZM164 79V80H165ZM169 79V78H168ZM177 80H178V78H176ZM189 79H190V77H189ZM188 79V80H189ZM206 79V78H205ZM26 80H29L28 78L26 79ZM47 80V79H46ZM118 80V79H117ZM123 80V79H122ZM139 80V79H138ZM155 80V79H154ZM157 80V79H156ZM175 80V79H174ZM181 80V79H180ZM197 80L199 81V79H198V77H197ZM209 80V79H208ZM208 80H206V82L208 81ZM214 80V79H213ZM255 80H257L256 81V85H255ZM18 81V80H17ZM20 81H22L21 80V78H20ZM42 81V80H41ZM71 81V80H70ZM119 81V80H118ZM121 81V80H120ZM119 81V82H120ZM130 81V80H129ZM137 81V80H136ZM147 81V80H146ZM166 81V80H165ZM168 81V80H167ZM173 81V80H172ZM4 82H5V80H4ZM31 82V81H30ZM37 82H38V80H37ZM51 82V81H50ZM49 82V83H50ZM112 82V81H111ZM119 82H117L118 84H119ZM132 81H130L129 83H131ZM135 82V81H134ZM139 82H141V81H139ZM142 82H144V81H142ZM159 82V81H158ZM160 82H162V80L160 81ZM159 82V83H160ZM177 83H178V81H176ZM200 82V81H199ZM203 81H201V83H202ZM211 82V81H210ZM23 83V82H22ZM32 83H33V81H32ZM45 83H47V82H45ZM59 83V82H58ZM73 83V82H72ZM147 83H149V81L147 82ZM155 85H156V83H157V81H155V82H153ZM168 83V82H167ZM172 83V82H171ZM170 83V84H171ZM179 83H180V81H179ZM182 83V82H181ZM180 83V84H181ZM188 83V82H187ZM219 83V82H218ZM217 83V84H218ZM28 84H29V82H28ZM111 84V83H110ZM116 84V83H115ZM123 84V83H122ZM132 85H133V82L131 83ZM150 84V83H149ZM148 84V85H149ZM158 84V83H157ZM164 84H166V83H164ZM163 84V85H164ZM170 84H169V86H170ZM176 84V83H175ZM174 84V85H175ZM184 84V83H183ZM214 84V83H213ZM19 85V84H18ZM17 85V86H18ZM30 85H33V84H30ZM39 85V84H38ZM37 85V86H38ZM77 85V84H76ZM162 85V84H161ZM167 85V84H166ZM172 85V84H171ZM179 85V84H178ZM182 85V84H181ZM188 85V84H187ZM190 85V84H189ZM204 85V84H203ZM1 86V85H0ZM22 86V85H21ZM46 86H47V84H46ZM52 86V85H51ZM111 86V85H110ZM116 86H118V85H116ZM133 86H135V85H133ZM138 86V85H137ZM143 86V85H142ZM145 86V85H144ZM176 86H177V84H176ZM2 87V86H1ZM6 87V86H5ZM8 87V86H7ZM6 87V88H7ZM19 87V86H18ZM29 87V86H28ZM36 87V86H35ZM130 87V86H129ZM128 87V88H129ZM141 87V86H140ZM151 87H153V86H151ZM161 87H163V86H161ZM160 87V88H161ZM179 87V86H178ZM178 87H177V89H178ZM185 87V86H184ZM183 87V88H184ZM211 87V86H210ZM22 88V87H21ZM25 88H26V86H25ZM33 88V87H32ZM146 88V87H145ZM155 88V87H154ZM158 88V87H157ZM156 88V89H157ZM170 88V87H169ZM173 88V87H172ZM182 88V89H183ZM1 89V88H0ZM2 89H5V88H2ZM10 89H12V88H10ZM19 89V88H18ZM24 89V88H23ZM34 89V88H33ZM32 89V90H33ZM110 89V88H109ZM112 89V88H111ZM114 89V88H113ZM119 89V88H118ZM122 89V88H121ZM151 89V88H150ZM155 89V90H156ZM174 89H176V88H174ZM241 89H243V90H241ZM7 90V89H6ZM27 90H28V88H27ZM123 90V89H122ZM155 90H154V92H155ZM158 90V89H157ZM168 90V89H167ZM179 90V89H178ZM203 90V89H202ZM49 91H51L50 89H49ZM60 91V90H59ZM105 91V90H104ZM107 91V90H106ZM111 91V90H110ZM114 91H115V89H114ZM119 91V90H118ZM160 91V90H159ZM161 91H163V90H161ZM172 91V90H171ZM177 91V90H176ZM204 91V90H203ZM16 92V91H15ZM38 92V91H37ZM63 92V91H62ZM113 92V91H112ZM133 92H135V91H133ZM141 92L143 93V89L141 90ZM175 92V91H174ZM181 92V91H180ZM187 92V91H186ZM209 92V91H208ZM207 92V93H208ZM6 93V92H5ZM18 93V92H17ZM52 93V92H51ZM71 93V92H70ZM106 93V92H105ZM110 93V92H109ZM108 93V94H109ZM114 93V92H113ZM112 93V94H113ZM126 93V92H125ZM146 93V92H145ZM161 93V92H160ZM170 93V92H169ZM168 93V94H169ZM210 93H212V92H210ZM7 94V93H6ZM24 94V93H23ZM31 94V93H30ZM34 94V93H33ZM58 94V93H57ZM63 94V93H62ZM62 94H61V99H63L62 98ZM65 94V93H64ZM74 94V93H73ZM78 94V93H77ZM112 94H110V95H112ZM121 94H123V93H121ZM120 94V95H121ZM132 94V93H131ZM159 94V93H158ZM168 94H167V96H168ZM186 94H188V92L186 93ZM35 95H36V93H35ZM55 95V94H54ZM59 95V94H58ZM115 95H117L116 93H115ZM135 95V94H134ZM154 94H152V96H153ZM210 95V94H209ZM2 96V95H1ZM25 96V95H24ZM56 96V95H55ZM55 96H54V98H55ZM68 96V95H67ZM75 96V95H74ZM109 96V95H108ZM114 96V95H113ZM137 96V95H136ZM187 96V95H186ZM201 96H203V95H201ZM28 97V96H27ZM32 97V96H31ZM42 97V96H41ZM57 97V96H56ZM59 97V96H58ZM69 97H70V95H69ZM73 97V96H72ZM77 97V96H76ZM117 97H118V95H117ZM150 97H151V95H150ZM155 97V96H154ZM199 97H200V95H199ZM2 98V97H1ZM13 98V97H12ZM22 98V97H21ZM53 98V97H52ZM60 98V97H59ZM74 98V97H73ZM107 98V97H106ZM105 98V99H106ZM113 98V97H112ZM126 98V97H125ZM131 98V97H130ZM136 98V97H135ZM157 98V97H156ZM155 98V99H156ZM162 98V97H161ZM166 98V97H165ZM205 98V97H204ZM209 98V97H208ZM207 98V99H208ZM41 99V98H40ZM48 99V98H47ZM79 99V98H78ZM104 99V98H103ZM102 99V100H103ZM109 99H111V97L109 98ZM115 99V98H114ZM116 99H118V98H116ZM132 99V98H131ZM139 99V98H138ZM141 99V98H140ZM146 99V98H145ZM154 99V98H153ZM154 99V100H155ZM160 99V98H159ZM164 99V98H163ZM162 99V100H163ZM168 99V98H167ZM174 99H176V98H174ZM173 99V100H174ZM186 98L184 97V100H185ZM198 99H200V98H198ZM202 99V98H201ZM2 100V99H1ZM29 100V99H28ZM37 100V99H36ZM45 100V99H44ZM51 100V99H50ZM57 100V99H56ZM73 100H76L75 98L73 99ZM121 100V99H120ZM147 100V99H146ZM150 100V99H149ZM179 100V99H178ZM181 100V99H180ZM182 100H183V98H182ZM12 101V100H11ZM20 101V100H19ZM61 101V100H60ZM112 101V100H111ZM127 101V100H126ZM130 101V100H129ZM160 101V100H159ZM159 101H157V102H159ZM204 101V100H203ZM39 102V101H38ZM55 102V101H54ZM72 102V101H71ZM76 102V101H75ZM106 102V101H105ZM104 102V103H105ZM122 102H123V100H122ZM146 102V101H145ZM166 102V101H165ZM192 102V101H191ZM201 102V101H200ZM206 102V101H205ZM30 103V102H29ZM42 103H43V101H42ZM62 103V102H61ZM60 103V104H61ZM73 103H74V101H73ZM72 103V104H73ZM100 103H101V101H100ZM129 103V102H128ZM132 103V102H131ZM133 103H135V102H133ZM140 103V102H139ZM155 103V102H154ZM190 103V102H189ZM26 104V103H25ZM32 104V103H31ZM40 102H39V106H40ZM69 104V103H68ZM71 104V105H72ZM107 104H109L108 102H107ZM122 104V103H121ZM125 104V103H124ZM143 104V103H142ZM161 105H162V103H160ZM166 104H167V102H166ZM196 104V103H195ZM46 105H47V102H46ZM92 104H90V106H91ZM113 105V104H112ZM160 105V106H161ZM168 105V104H167ZM19 106H21V105H19ZM18 106V107H19ZM23 106V105H22ZM26 106H28V104L26 105ZM25 106V107H26ZM42 106V105H41ZM60 106V105H59ZM69 106V105H68ZM100 106V105H99ZM102 106H104V105H102ZM108 106V105H107ZM129 106H131V105H129ZM155 106H157V105H155ZM163 106V105H162ZM6 107H7V105H6ZM75 107V106H74ZM73 107V108H74ZM76 107H77V105H76ZM75 107V108H76ZM80 107V106H79ZM82 107H84V106H82L81 105V108ZM89 107V106H88ZM97 107V106H96ZM101 107V106H100ZM124 107V106H123ZM139 107V106H138ZM159 107V106H158ZM165 107H166V105H165ZM165 107H164V109H165ZM187 107V106H186ZM37 108V107H36ZM45 108V107H44ZM78 108V107H77ZM80 108V109H81ZM93 108H94V106H93ZM106 108V107H105ZM108 108V107H107ZM132 108H133V106H132ZM131 108V109H132ZM167 108V107H166ZM170 108V107H169ZM178 108V107H177ZM195 108H196V106H195ZM4 109V108H3ZM2 109V110H3ZM50 109V108H49ZM71 109V108H70ZM89 109V108H88ZM95 109V108H94ZM111 109V108H110ZM130 109V108H129ZM157 109H159V108H157ZM181 110H183V108H180ZM27 110V109H26ZM31 110V109H30ZM47 110V109H46ZM51 110V109H50ZM57 110V109H56ZM73 110V109H72ZM85 110V109H84ZM96 110V109H95ZM168 110V109H167ZM177 110V109H176ZM5 111H6V109H5ZM4 110H3V112H5ZM35 111V110H34ZM81 111V110H80ZM89 111H90V109H89ZM106 111V110H105ZM111 111H112V109H111ZM122 111V110H121ZM125 111H126V109H125ZM132 111V110H131ZM130 111V112H131ZM138 111V110H137ZM163 111V110H162ZM172 111V110H171ZM171 111H169V112H171ZM174 111V110H173ZM2 112V113H3ZM20 112V111H19ZM22 112H24V110L22 111ZM31 112V111H30ZM48 112H50V111H48ZM65 112V111H64ZM78 112V111H77ZM82 112H83V110H82ZM84 112H86V111H84ZM93 112V111H92ZM92 112H89V114L90 113H92ZM108 112V111H107ZM110 112V111H109ZM136 112V111H135ZM181 112V111H180ZM189 111H187V113H188ZM192 112H193V110H192ZM8 113V112H7ZM15 113V112H14ZM17 113V112H16ZM15 113V114H16ZM21 113V112H20ZM59 113V112H58ZM63 113V112H62ZM98 113V112H97ZM116 113V112H115ZM118 113V112H117ZM126 113V112H125ZM124 113V114H125ZM166 113V112H165ZM190 113V112H189ZM12 114V113H11ZM22 114V113H21ZM46 114H48V113H46ZM51 114V113H50ZM56 113H55V111H54V113H53V115H55ZM60 114V113H59ZM72 114V113H71ZM74 114V113H73ZM76 114H78V113H76ZM80 114H82L83 115V113H80ZM112 114V113H111ZM167 114H169V113H167ZM172 114V113H171ZM174 114V113H173ZM176 114V113H175ZM9 115V114H8ZM28 115H30L29 113H28ZM33 115V114H32ZM41 115V114H40ZM43 115V114H42ZM52 115V114H51ZM79 115V114H78ZM104 115V114H103ZM118 115V114H117ZM140 115V114H139ZM138 115V116H139ZM166 115V114H165ZM16 116V115H15ZM22 116V115H21ZM61 116H62V114H61ZM88 116V115H87ZM105 116V115H104ZM123 116H125V115H123ZM127 116H129V115H127ZM135 116H136V113H135ZM134 116V117H135ZM175 116V115H174ZM177 116V115H176ZM29 117H31V116H29ZM43 117V116H42ZM55 117V116H54ZM64 117H65V115H64ZM69 117V116H68ZM71 117V116H70ZM95 117H97V116H95ZM101 117H103V116H101ZM116 117V116H115ZM132 117V116H131ZM137 117V116H136ZM135 117V118H136ZM170 117V116H169ZM180 117H182V116H180ZM16 118V117H15ZM18 119L20 118V117H17ZM22 118V117H21ZM20 118V119H21ZM23 118H27L26 116L25 117H23ZM50 118H51V116H50ZM63 118V117H62ZM66 118V117H65ZM79 118V117H78ZM84 118V117H83ZM83 118H81L80 117V120H82ZM92 118V117H91ZM97 118H99V116L97 117ZM113 118V117H112ZM185 118V117H184ZM4 119H6V118H4ZM8 119V118H7ZM28 119H30L31 120V118H28ZM32 119H33V116H32ZM43 119V118H42ZM70 119H72V118H70ZM86 119V118H85ZM87 119H88V117H87ZM94 119V118H93ZM104 118H102V120H103ZM105 119H106V117H105ZM130 119H132V118H129V120ZM178 119V118H177ZM2 120H3V118H2ZM23 120V119H22ZM26 120V119H25ZM51 120H52V118H51ZM64 120V119H63ZM73 120V119H72ZM78 120V119H77ZM89 120V119H88ZM115 120V119H114ZM137 120V119H136ZM181 120V119H180ZM33 121V120H32ZM36 121H37V119H36ZM43 121V120H42ZM46 121H49V120H46ZM65 121H66V119H65ZM68 121V120H67ZM67 121H66V123H67ZM85 121V120H84ZM83 121V122H84ZM87 121V120H86ZM99 121V120H98ZM112 121V120H111ZM119 121V120H118ZM133 121V120H132ZM177 121V120H176ZM6 122V121H5ZM16 122V121H15ZM45 122V121H44ZM51 122V121H50ZM58 122H60V120L58 121ZM94 122H96V118H95V120H94ZM71 123H73V122H71ZM78 123V122H77ZM88 123V122H87ZM99 123V122H98ZM97 123V124H98ZM176 123V122H175ZM40 124V123H39ZM39 124H37V125H39ZM49 124V123H48ZM55 124V123H54ZM73 124H75V123H73ZM72 124V125H73ZM79 124V123H78ZM85 124H86V122H85ZM92 124V123H91ZM91 124L89 123V125L91 126ZM102 124V123H101ZM110 124V123H109ZM178 124V123H177ZM24 125V124H23ZM22 125V126H23ZM30 125H31V123H30ZM40 125H43V124H40ZM58 125V124H57ZM104 125H105V123H104ZM139 125V124H138ZM11 126H12V124H11ZM15 126V125H14ZM17 127H18V125H16ZM15 126V127H16ZM75 126V125H74ZM76 126H77V124H76ZM75 126V127H76ZM81 126H83L82 124H81ZM88 126V125H87ZM102 126H103V124H102ZM46 127H47V125H46ZM61 127V126H60ZM63 127V126H62ZM138 127V126H137ZM179 127V126H178ZM12 128V127H11ZM24 128V127H23ZM30 128V127H29ZM54 128H56V127H54ZM64 128H65V126H64ZM73 128V127H72ZM82 129H80V131L81 130H83V127H81ZM85 128V127H84ZM88 128H90V127H88ZM7 129H9V127L7 128ZM38 129V128H37ZM41 129V128H40ZM53 129V128H52ZM60 129H62V128H60ZM19 130V129H18ZM24 130V129H23ZM39 130V129H38ZM37 130V131H38ZM63 130V129H62ZM74 130V129H73ZM79 130V129H78ZM105 130V129H104ZM133 130H135V129H133ZM5 131V130H4ZM13 131V130H12ZM11 131V132H12ZM50 131H51V129H50ZM54 131H55V129H54ZM65 131V130H64ZM70 131V130H69ZM80 131H77V132H80ZM89 131H91V130H89ZM93 131H96V130H93ZM6 132V131H5ZM39 132V131H38ZM37 132V133H38ZM42 132V131H41ZM44 133H47V132H45V131H43ZM59 132V131H58ZM66 132H67V130H66ZM76 132V133H77ZM92 132V131H91ZM96 132H98V130L96 131ZM161 132H163V131H161ZM3 133V132H2ZM13 133V132H12ZM22 133V132H21ZM34 133H36L35 131H34ZM36 133V134H37ZM64 133V132H63ZM73 133V132H72ZM72 133H70V134H72ZM87 133V132H86ZM89 133V132H88ZM95 133V132H94ZM1 134V133H0ZM42 134V133H41ZM60 134V133H59ZM93 134V133H92ZM9 135V134H8ZM65 135V134H64ZM64 135H62V136H64ZM66 135H68L69 136V134H66ZM87 135V134H86ZM96 136L98 135V134H95ZM100 135V134H99ZM103 135V134H102ZM142 135V134H141ZM161 135V134H160ZM164 135V134H163ZM162 135V136H163ZM6 136H7V134H6ZM14 136V135H13ZM36 136V135H35ZM12 137V136H11ZM80 137V136H79ZM87 137V136H86ZM106 137V136H105ZM145 137H147V136H145ZM33 138V137H32ZM63 138V137H62ZM65 138V137H64ZM69 139L70 138H72V137H68ZM74 138V137H73ZM84 138H85V136H84ZM10 139V138H9ZM24 139V138H23ZM34 139V138H33ZM83 139V138H82ZM90 139V138H89ZM145 139V138H144ZM167 139V138H166ZM4 140V139H3ZM14 140V139H13ZM44 140V139H43ZM42 140V141H43ZM48 140V139H47ZM57 140V139H56ZM62 140V139H61ZM65 140H66V138H65ZM95 140V139H94ZM105 140H107V139H105ZM141 140V139H140ZM147 140V139H146ZM6 141V140H5ZM10 141V140H9ZM15 141V140H14ZM13 141V142H14ZM36 141H37V139H36ZM110 141V140H109ZM139 141V140H138ZM170 141V140H169ZM25 142V141H24ZM44 142H46L45 140H44ZM50 142V141H49ZM60 142V141H59ZM89 142V141H88ZM136 142V141H135ZM1 143V142H0ZM28 143H30V142H28ZM32 143H33V141H32ZM37 143V142H36ZM65 143V142H64ZM84 143H85V141H84ZM90 143V142H89ZM171 143V142H170ZM8 144V143H7ZM39 144V143H38ZM66 144V143H65ZM64 144V145H65ZM68 144V143H67ZM81 144H83V143H81ZM94 144V143H93ZM96 144V143H95ZM98 144H100V143H98ZM97 144V145H98ZM111 144V143H110ZM14 145V144H13ZM35 145V144H34ZM41 145V144H40ZM51 145H52V142H51ZM59 145V144H58ZM1 146V145H0ZM5 146V145H4ZM26 146V145H25ZM31 146V145H30ZM33 146V145H32ZM49 146V145H48ZM78 146V145H77ZM76 146V147H77ZM116 146V145H115ZM3 147V146H2ZM7 147V146H6ZM12 147V146H11ZM14 147V146H13ZM21 147V146H20ZM28 147V146H27ZM57 147V146H56ZM59 147V146H58ZM72 147V146H71ZM250 147H254L255 148V151L254 152H251L250 151ZM29 148V147H28ZM27 148V149H28ZM68 148V147H67ZM73 148H75V146L73 147ZM94 148H95V146H94ZM13 149V148H12ZM21 149V148H20ZM31 149V148H30ZM50 149V148H49ZM84 149V148H83ZM167 149V148H166ZM169 149H171V147L169 148ZM4 150V149H3ZM23 150V149H22ZM59 150V149H58ZM81 150V149H80ZM96 150V149H95ZM118 150V149H117ZM8 151V150H7ZM17 151V150H16ZM24 151V150H23ZM43 151H45V150H43ZM61 151V150H60ZM64 151V150H63ZM66 151H67V149H66ZM82 151V150H81ZM86 151V150H85ZM84 151V152H85ZM93 151V150H92ZM105 151V150H104ZM115 151V150H114ZM172 151V150H171ZM5 152V151H4ZM11 152V151H10ZM14 152V151H13ZM38 152V151H37ZM52 152V151H51ZM58 152V151H57ZM62 152V151H61ZM73 152V151H72ZM87 152V151H86ZM88 152H90V151H88ZM7 153V152H6ZM60 153V152H59ZM71 153V152H70ZM82 153H83V151H82ZM118 153H120V152H118ZM28 154V153H27ZM65 154V153H64ZM88 154H90V153H88ZM5 155H7V159H11V157L9 156V158H8V154H5ZM44 155V154H43ZM46 155H47V153H46ZM52 155V154H51ZM51 155H49V156H51ZM56 155V154H55ZM62 155V154H61ZM119 155V154H118ZM48 156V155H47ZM65 156V155H64ZM5 157V156H4ZM18 157V156H17ZM37 156H35V158H36ZM40 157V156H39ZM44 157V156H43ZM53 157V156H52ZM51 157V158H52ZM73 157V156H72ZM25 158V157H24ZM34 158V157H33ZM45 158V157H44ZM56 158V157H55ZM59 158V157H58ZM71 158V157H70ZM93 158V156H91V159ZM107 158V157H106ZM123 158V157H122ZM0 159H1V157H0ZM22 159V158H21ZM47 159V158H46ZM49 159V158H48ZM53 159V158H52ZM66 159V158H65ZM81 159H83V158H81ZM178 159V158H177ZM20 159H18V161H19ZM51 160V159H50ZM54 160V159H53ZM80 160V159H79ZM88 160H90V159H88ZM176 160V159H175ZM13 161V160H12ZM23 161V160H22ZM25 161V160H24ZM28 161V160H27ZM85 161V160H84ZM91 161V160H90ZM130 161V160H129ZM30 162V161H29ZM41 161H39V163H40ZM53 162V161H52ZM79 162V161H78ZM172 162V161H171ZM170 162V163H171ZM217 162V161H216ZM1 163V162H0ZM55 163V162H54ZM57 163V162H56ZM74 163V162H73ZM84 163V162H83ZM130 163V162H129ZM22 164H23V162H22ZM21 164V165H22ZM31 164V163H30ZM37 164V163H36ZM167 164H168V162H167ZM172 164V163H171ZM183 164V163H182ZM181 164V165H182ZM2 165V164H1ZM21 165H19V166H21ZM33 165V164H32ZM42 165H43V163H42ZM46 165V164H45ZM50 165V164H49ZM64 165V164H63ZM173 165V164H172ZM179 165H180V163H179ZM38 166H39V164H38ZM48 166V165H47ZM55 166V165H54ZM65 166H66V164H65ZM76 166V165H75ZM132 166V165H131ZM2 167V166H1ZM13 167V166H12ZM23 167V166H22ZM50 167V166H49ZM87 167V166H86ZM170 167V166H169ZM3 168V167H2ZM39 168V167H38ZM47 168V167H46ZM55 168H57L56 166H55ZM63 168V167H62ZM66 168H68V167H66ZM88 168V167H87ZM86 168V169H87ZM128 168H129V166H128ZM131 168V167H130ZM220 168V167H219ZM6 169V168H5ZM5 169H3V170H5ZM9 169V168H8ZM14 169V172H15V168H13ZM25 169V168H24ZM44 169V168H43ZM60 169V168H59ZM69 169V168H68ZM132 169H137V168H132ZM164 169H165V167H164ZM221 169V168H220ZM228 169V168H227ZM1 170V169H0ZM18 170V169H17ZM22 170H23V168H22ZM35 170V169H34ZM57 170V169H56ZM55 170V171H56ZM61 170V169H60ZM67 170V169H66ZM89 170V169H88ZM138 170H140V169H138ZM183 170V169H182ZM12 171V173H13V170H11ZM47 171V170H46ZM51 171V170H50ZM81 171V170H80ZM168 171V170H167ZM1 172L2 173H4L2 170H1ZM26 172V171H25ZM48 172H49V170H48ZM52 172V171H51ZM57 172V171H56ZM61 172V171H60ZM72 172H76V171H72ZM169 172V171H168ZM167 172V173H168ZM41 174H42V172H40ZM52 173H55L54 171L52 172ZM51 173V174H52ZM59 173V172H58ZM62 173V172H61ZM64 173V172H63ZM124 173V172H123ZM144 173V172H143ZM142 173V174H143ZM32 174V173H31ZM65 174V173H64ZM69 174V173H68ZM67 174V175H68ZM89 174V173H88ZM173 174V173H172ZM13 175V174H12ZM17 175V174H16ZM16 175H14V176H16ZM25 175H27V174H25ZM35 175H37V174H35ZM42 175H44V174H42ZM57 175V174H56ZM55 175V181H56V179L58 178L57 176ZM60 175V174H59ZM72 175V174H71ZM77 175V174H76ZM145 175V174H144ZM144 175H143V177H144ZM227 175V174H226ZM22 176V175H21ZM53 176V175H52ZM61 176V175H60ZM88 176V175H87ZM87 176H86V178H87ZM147 176H148V174H147ZM166 176V175H165ZM184 176H185V174H184ZM5 177V176H4ZM19 177V176H18ZM25 177V176H24ZM36 177V176H35ZM35 177H34V179H35ZM66 177V176H65ZM150 177V176H149ZM17 178V177H16ZM50 178H52V177H50ZM76 178V177H75ZM81 178V177H80ZM84 178V177H83ZM86 178H84V180L86 179ZM145 178V177H144ZM228 178V177H227ZM229 178H231L230 176H229ZM6 179H7V177H6ZM13 179V178H12ZM15 179V178H14ZM13 179V180H14ZM25 179V178H24ZM30 179H31V177H30ZM60 179H62V178H60ZM68 179V178H67ZM78 179V178H77ZM146 179V178H145ZM168 179V178H167ZM218 179V178H217ZM2 180V179H1ZM5 180V179H4ZM3 180V181H4ZM23 180V179H22ZM40 180H42V178L40 179ZM44 180V179H43ZM42 180V181H43ZM46 180V179H45ZM52 180H54V177H53V179ZM73 180V178L71 179V181ZM76 180V179H75ZM81 180V179H80ZM149 180V179H148ZM147 180V181H148ZM2 181V182H3ZM10 181V180H9ZM9 181H7V182H9ZM15 181V180H14ZM29 181H31V180H29ZM47 181H48V179H47ZM146 181V182H147ZM184 181V180H183ZM5 182V181H4ZM19 182V181H18ZM60 182V181H59ZM67 182V181H66ZM75 182V181H74ZM81 182H83V181H81ZM86 182V181H85ZM169 182V181H168ZM12 183V182H11ZM27 183V182H26ZM49 183H51V182H49ZM53 183V182H52ZM54 183H57V182H54ZM87 183V182H86ZM144 183H145V181H144ZM158 183V182H157ZM165 183V182H164ZM170 183V182H169ZM227 183V182H226ZM230 183V182H229ZM8 184V183H7ZM14 184V183H13ZM18 184V183H17ZM77 184V183H76ZM82 184V183H81ZM154 184V183H153ZM168 184V183H167ZM176 184V183H175ZM181 184V183H180ZM9 185H10V182H9ZM12 185V184H11ZM27 185V184H26ZM51 185V184H50ZM58 185V184H57ZM74 185V184H73ZM78 185V184H77ZM147 185H148V183H147ZM156 185V184H155ZM172 185V184H171ZM184 185V184H183ZM28 186V185H27ZM27 186H24L23 188H25V187H27ZM42 186H43V184H42ZM46 186L48 187V185H47V183H46ZM52 186H53V184H52ZM63 186H65V185H63ZM168 186V185H167ZM1 187V186H0ZM13 187V186H12ZM15 187H16V185H15ZM56 187H58V186H56ZM155 187V186H154ZM181 187V186H180ZM183 187V186H182ZM181 187V188H182ZM246 187V186H245ZM6 188V187H5ZM22 188V189H23ZM29 188H30V185H29ZM54 188V187H53ZM60 188V187H59ZM70 188V187H69ZM69 188H67L68 190H69ZM72 188V187H71ZM79 188V187H78ZM156 188V187H155ZM162 188V187H161ZM171 188V187H170ZM229 188V187H228ZM21 189V190H22ZM37 189V188H36ZM167 189V188H166ZM172 189V188H171ZM175 189V188H174ZM178 189V188H177ZM176 189V190H177ZM3 190V189H2ZM24 190V189H23ZM53 190V189H52ZM83 190V189H82ZM93 190V189H92ZM118 190V189H117ZM140 190V187H139V185H134V186H132L131 187V189H130V191H129V193H128V197H131V196H133L134 194H136L138 191ZM168 190V189H167ZM3 191H6V190H3ZM11 191V190H10ZM31 191V190H30ZM38 191V190H37ZM55 191V190H54ZM62 191V190H61ZM61 191H60V193H61ZM64 191V190H63ZM67 191V190H66ZM86 191H87V189H86ZM95 191V190H94ZM120 191V190H119ZM178 191V190H177ZM245 191V190H244ZM1 192V191H0ZM19 192V191H18ZM24 192H26V191H24ZM5 193V192H4ZM3 193V194H4ZM30 193V192H29ZM69 193V192H68ZM9 194V193H8ZM15 194V193H14ZM13 194V195H14ZM33 194V193H32ZM78 194H80V190H79V193ZM119 194H120V192H119ZM161 194V193H160ZM174 194V193H173ZM253 194V195H254ZM11 195H12V193H11ZM11 195H10V197H11ZM101 195V194H100ZM117 195V194H116ZM168 195V194H167ZM170 195V194H169ZM244 195V194H243ZM251 195V194H250ZM250 195H245V198L247 199V200H251L252 199V195L250 196ZM4 196V195H3ZM8 196V195H7ZM15 196H17V195H15ZM15 196L13 197V198H15ZM19 196V195H18ZM30 196V195H29ZM29 196H26L27 197V200H28V197ZM33 196V195H32ZM163 196V195H162ZM24 197V196H23ZM22 197V198H23ZM34 197H36L35 195H34ZM72 197V196H71ZM75 197V196H74ZM78 197V196H77ZM102 197V196H101ZM160 197V196H159ZM17 198V197H16ZM20 198V197H19ZM69 198V197H68ZM76 198V197H75ZM80 198V197H79ZM104 198V197H103ZM107 198H109V197H107ZM166 198V197H165ZM244 198V199H245ZM72 199V198H71ZM167 199V198H166ZM1 200V199H0ZM16 200V199H15ZM56 200V199H55ZM243 200V199H242ZM32 201V200H31ZM30 201V202H31ZM34 201V200H33ZM71 201V200H70ZM123 201V200H122ZM125 201V200H124ZM123 201V202H124ZM167 201V200H166ZM7 202V201H6ZM15 202V201H14ZM126 202V201H125ZM164 202V201H163ZM9 203V202H8ZM255 203V202H254ZM46 204V203H45ZM71 204V203H70ZM126 204H127V202H126ZM171 204H174V203H171ZM241 204V203H240ZM243 204V203H242ZM5 205V204H4ZM25 204H23V206H24ZM128 205V204H127ZM169 205H170V203H169ZM249 205H250V211H248V215L249 216H252V214L254 213V210H253V205H252V203L250 202L249 203ZM263 205V204H262ZM26 206V205H25ZM49 206V205H48ZM68 206H69V204H68ZM247 206V205H246ZM256 206V205H255ZM5 207V206H4ZM28 207H29V205H28ZM73 207H75V206H73ZM89 207V206H88ZM91 207V206H90ZM127 207V206H126ZM243 207V206H242ZM258 207V206H257ZM8 208H9V206H8ZM15 208V207H14ZM23 208V207H22ZM70 208H71V206H70ZM168 208H169V206H168ZM262 208V207H261ZM3 209V208H2ZM7 209V208H6ZM17 209H18V207H17ZM82 208H80V210H81ZM128 209V208H127ZM164 209V208H163ZM248 209V208H247ZM260 209V208H259ZM5 210V209H4ZM8 210V209H7ZM29 210V209H28ZM76 210V209H75ZM79 210V211H80ZM122 210V209H121ZM138 210V209H137ZM263 210V209H262ZM6 211V210H5ZM24 211V210H23ZM96 211V210H95ZM108 210L106 209V212H107ZM139 211V210H138ZM170 211V210H169ZM168 211V212H169ZM162 212V211H161ZM245 212V211H244ZM247 212V211H246ZM64 213V212H63ZM157 213V212H156ZM6 214V213H5ZM4 214V215H5ZM26 214V213H25ZM74 214V213H73ZM108 214H109V212H108ZM142 214V213H141ZM166 214V213H165ZM258 214V213H257ZM75 215H76V213H75ZM261 215H262V213H261ZM6 216V215H5ZM18 216V215H17ZM25 216V215H24ZM36 216V215H35ZM97 216V215H96ZM170 216V215H169ZM1 217V216H0ZM33 217V216H32ZM79 217V216H78ZM82 217V216H81ZM18 218V217H17ZM73 218H75V217H73ZM143 218V217H142ZM146 218V217H145ZM168 218V217H167ZM250 218V217H249ZM257 218V217H256ZM261 218V217H260ZM263 218V217H262ZM4 219V218H3ZM26 219V218H25ZM144 219V218H143ZM176 219V218H175ZM264 219V218H263ZM7 220V219H6ZM57 220H58V218H57ZM73 220V219H72ZM77 220H78V218H77ZM171 220V219H170ZM179 220V219H178ZM9 221V220H8ZM7 221V222H8ZM14 221V220H13ZM25 221V223H26V220H24ZM50 221V220H49ZM48 221V222H49ZM59 221V220H58ZM57 221V222H58ZM63 221V220H62ZM157 221V220H156ZM176 221V223L178 222L177 220H175ZM196 221H198V220H196ZM243 221H244V224L245 223H250L247 219H246V216H244L243 217ZM261 221V220H260ZM20 222V221H19ZM22 222H23V220H22ZM29 222V221H28ZM27 222V223H28ZM33 222V221H32ZM56 222V221H55ZM66 222V221H65ZM74 222H75V220H74ZM168 222V221H167ZM173 222V221H172ZM264 222V221H263ZM17 223V222H16ZM45 224H46V222H44ZM44 223H43V225H44ZM59 223V222H58ZM81 223H83V222H81ZM80 223V224H81ZM153 223V222H152ZM256 223V222H255ZM54 224V223H53ZM52 224V225H53ZM74 224V223H73ZM156 224V223H155ZM179 224V223H178ZM196 224V223H195ZM199 224H200V222H199ZM257 224V223H256ZM263 224V223H262ZM11 225V224H10ZM15 225V224H14ZM20 225V224H19ZM48 225V224H47ZM69 225V224H68ZM146 225V224H145ZM157 225V224H156ZM168 225V224H167ZM180 225V224H179ZM206 225V224H205ZM207 225V226H208ZM225 225V226H226ZM252 225V224H251ZM0 226H2V225H0ZM64 226H66L65 224H64ZM73 226V225H72ZM71 226V227H72ZM77 226V225H76ZM79 226V225H78ZM83 226V225H82ZM148 226V225H147ZM255 226V225H254ZM7 227V226H6ZM37 227V226H36ZM45 227V231L47 230V227L46 226H44ZM70 227V226H69ZM81 227V226H80ZM91 227V226H90ZM178 227V226H177ZM201 227H202V225H201ZM222 227V226H221ZM240 227V226H239ZM250 227H252V226H250ZM12 228H13V226H12ZM39 228H40V226H39ZM62 228V227H61ZM86 228H88V227H86ZM146 228V227H145ZM159 228V227H158ZM203 228V227H202ZM240 228H242V227H240ZM10 229V228H9ZM40 229H42V230H44L42 227L40 228ZM53 229V228H52ZM80 229V228H79ZM82 229V228H81ZM149 229V228H148ZM166 229V228H165ZM223 229H224V227H223ZM243 229H245V228H243ZM0 230H1V228H0ZM8 230V229H7ZM23 230V229H22ZM31 230V227H30V229H29V231ZM37 230V229H36ZM55 230H56V227H55ZM68 230H69V228H68ZM67 230V231H68ZM98 230H99V228H98ZM151 230V229H150ZM149 230V231H150ZM155 230V229H154ZM199 230H201V229H199ZM204 230V229H203ZM248 230V229H247ZM255 230V229H254ZM5 231V230H4ZM13 231H15V229H13ZM35 231V230H34ZM58 231V230H57ZM66 231V230H65ZM69 231H71V230H69ZM85 231H87V229L85 230ZM90 231V230H89ZM152 231V230H151ZM177 231V230H176ZM253 231V230H252ZM11 232V231H10ZM26 232V231H25ZM74 232V231H73ZM203 232V231H202ZM206 232H209V231H206ZM205 232V233H206ZM221 232V231H220ZM227 232V231H226ZM257 232V231H256ZM0 233H2V232H0ZM13 233V232H12ZM15 233H16V231H15ZM27 233H29V232H27ZM27 233H25V234H27ZM34 233V232H33ZM37 233V232H36ZM41 233V232H40ZM55 233V232H54ZM57 233V232H56ZM82 233V232H81ZM88 233H90V232H88ZM99 233V232H98ZM204 233V232H203ZM211 233V232H210ZM255 233V231H253V234ZM18 234H20V233H18ZM24 234V233H23ZM51 234L53 235V233L51 232ZM67 234V233H66ZM70 234V233H69ZM94 234V233H93ZM143 234H145V232L143 233ZM154 234V233H153ZM227 234V233H226ZM12 235H14V234H12ZM45 235L47 236V234L45 233ZM101 235V234H100ZM149 235H151V234H149ZM180 235H181V233H180ZM203 235V234H202ZM205 235V234H204ZM206 235H208V234H206ZM210 235V234H209ZM228 235V234H227ZM234 235V234H233ZM11 236V235H10ZM65 236H67V235H65ZM72 236H73V234H72ZM71 236V237H72ZM82 236H84V235H82ZM95 236V235H94ZM142 236V235H141ZM141 236H139V237H141ZM148 236V235H147ZM161 236H162V234H161ZM247 236V235H246ZM4 237V236H3ZM9 237V236H8ZM12 237V236H11ZM15 237V236H14ZM24 237H25V235H24ZM27 237V236H26ZM41 237H42V235H41ZM50 237V236H49ZM70 237V236H69ZM96 237H97V235H96ZM95 237V238H96ZM102 237V236H101ZM100 237V238H101ZM164 237V236H163ZM205 237V236H204ZM209 237V236H208ZM213 237V236H212ZM262 237V236H261ZM1 238V237H0ZM7 238V237H6ZM20 238V237H19ZM73 238H74V236H73ZM77 238V237H76ZM80 238V237H79ZM87 238V237H86ZM145 238V237H144ZM147 238V237H146ZM166 238V237H165ZM176 238V237H175ZM183 238H185V237H182V239ZM206 238V237H205ZM235 238V237H234ZM14 239V238H13ZM31 239V238H30ZM40 239V238H39ZM65 239H66V237H65ZM90 239V238H89ZM148 239V238H147ZM151 239H153L154 240V237H152ZM150 239V240H151ZM167 239V238H166ZM212 238H210L209 237V240H211ZM264 239V238H263ZM32 240H34L33 238H32ZM79 240V239H78ZM160 240V239H159ZM189 240V239H188ZM207 240V239H206ZM216 240V239H215ZM222 240V239H221ZM234 240V239H233ZM6 241V240H5ZM35 241V240H34ZM40 241V240H39ZM44 241H46V240H44ZM67 241V240H66ZM71 241V240H70ZM81 241H82V239H81ZM93 241V240H92ZM96 241H97V239H96ZM135 241V240H134ZM155 241V240H154ZM161 241V240H160ZM196 241H198V240H196ZM264 241V240H263ZM15 242V241H14ZM28 242V241H27ZM27 242H25V244H27ZM38 242V241H37ZM52 242V241H51ZM150 242V241H149ZM153 242V241H152ZM163 242V241H162ZM181 242V241H180ZM217 243L219 242V244H220V242L223 244L224 243V241L222 242V241H216ZM6 243H7V241H6ZM13 243V242H12ZM16 243V242H15ZM18 243V242H17ZM35 243H36V241H35ZM42 243V242H41ZM49 243V242H48ZM77 243H79V242H77ZM89 243V242H88ZM133 243V242H132ZM179 243V242H178ZM185 243V242H184ZM183 243V244H184ZM187 243V242H186ZM190 243V242H189ZM212 243V242H211ZM5 244V243H4ZM8 244H9V242H8ZM22 244H24V243H22ZM53 244V243H52ZM72 244V243H71ZM80 244V243H79ZM82 244V243H81ZM87 244V243H86ZM95 244H96V242H95ZM154 244V243H153ZM157 244V243H156ZM198 244V243H197ZM214 244V243H213ZM3 245V244H2ZM28 245V244H27ZM39 245V244H38ZM42 245V244H41ZM63 245V244H62ZM94 245V244H93ZM104 245V244H103ZM210 245H212V244H210ZM227 245V244H226ZM15 246L17 247V245L15 244ZM14 246V247H15ZM19 246V245H18ZM22 246V245H21ZM34 246V245H33ZM48 246V245H47ZM55 246V245H54ZM60 246V245H59ZM71 246V245H70ZM69 246V247H70ZM91 246V245H90ZM132 246V245H131ZM149 246V245H148ZM180 246V244L178 245V247ZM191 246V245H190ZM4 247V246H3ZM2 247V249H4ZM8 247V246H7ZM13 247V248H14ZM23 247V246H22ZM62 247V246H61ZM72 247V246H71ZM77 247V246H76ZM87 247H89V246H87ZM94 247V246H93ZM181 247H182V245H181ZM186 247H187V244H186ZM18 248V247H17ZM36 248V247H35ZM50 248V247H49ZM48 248V249H49ZM81 248H83L82 246H81ZM91 248V247H90ZM129 248V247H128ZM152 248V247H151ZM158 248V247H157ZM162 248V247H161ZM183 248V247H182ZM221 248V247H220ZM257 248H261V249H263L264 250V244L262 243V240H260V238H259V236H253V238H251L250 240H248V241H239V242H237V241H233V243L227 248V250H226V256H229V250L230 251H232L231 252V254H235V255H242V257H244V258H248V259H253L254 257H255V255H256V251H257ZM9 249V248H8ZM21 249V248H20ZM24 249H26L25 247H24ZM32 249V248H31ZM74 249V248H73ZM76 249V248H75ZM83 249H85V248H83ZM135 249V248H134ZM150 249V248H149ZM187 249H191V247L190 248H187ZM213 249V248H212ZM223 249V248H222ZM14 250H16V248L14 249ZM26 250H28V248L26 249ZM25 250V252L24 253H26L27 251ZM35 250V249H34ZM51 250V249H50ZM82 250V249H81ZM98 250V249H97ZM119 250V249H118ZM189 250H188V252H189ZM201 250H202V248H201ZM215 250V249H214ZM217 250V249H216ZM21 251V250H20ZM33 251V250H32ZM47 251V250H46ZM62 251V250H61ZM68 251V250H67ZM76 251V250H75ZM74 251V252H75ZM80 251V250H79ZM85 251V250H84ZM103 251V250H102ZM173 251V250H172ZM185 251V250H184ZM195 251V250H194ZM199 251V250H198ZM213 251V250H212ZM222 251V250H221ZM10 252H12V251H10ZM17 252H19V251H17ZM22 252V251H21ZM31 252V251H30ZM50 252V251H49ZM52 252V251H51ZM54 252V251H53ZM59 252V251H58ZM187 252V251H186ZM185 252V253H186ZM191 252V251H190ZM192 252H193V249H192ZM210 252V251H209ZM214 252V251H213ZM217 252H218V250H217ZM1 253V252H0ZM23 253V252H22ZM46 253V252H45ZM71 253V252H70ZM78 253V252H77ZM89 253V252H88ZM92 253V252H91ZM94 253H95V251H94ZM98 253H99V250H98ZM102 254H103V252H101ZM128 253V252H127ZM166 253V252H165ZM193 253H195V252H193ZM8 254V253H7ZM29 254V253H28ZM41 254V253H40ZM52 253H50V255H51ZM64 254V253H63ZM69 254V253H68ZM93 254V253H92ZM96 254V253H95ZM129 254V253H128ZM187 254V253H186ZM196 254H198V253H196ZM12 255V254H11ZM60 255V254H59ZM58 255V256H59ZM66 255H67V253H66ZM84 255V254H83ZM104 255H105V252H104ZM125 255H126V253H125ZM167 255V254H166ZM179 255V254H178ZM199 255V254H198ZM222 255V254H221ZM17 256V255H16ZM25 256V255H24ZM32 256H33V254H32ZM42 256V255H41ZM44 256V255H43ZM71 256V255H70ZM74 255H72V257H73ZM78 256V255H77ZM85 256V255H84ZM88 256V255H87ZM164 256H165V254H164ZM191 256H193V255H191ZM217 256H219V255H217ZM4 257V256H3ZM11 257V256H10ZM14 258H15V256H13ZM52 257V256H51ZM62 257H63V255H62ZM62 257H61V259H62ZM66 257V256H65ZM71 257V258H72ZM79 257V256H78ZM98 257V256H97ZM100 257H101V255H100ZM120 257V256H119ZM172 257V256H171ZM187 257V256H186ZM189 257H190V255H189ZM196 257V256H195ZM215 257V256H214ZM213 257V258H214ZM223 257V256H222ZM221 257V258H222ZM241 257V256H240ZM5 258V257H4ZM7 258H9V257H7ZM54 258V257H53ZM52 258V259H53ZM76 258V257H75ZM166 258V257H165ZM173 258V257H172ZM193 258V257H192ZM199 258H200V256H199ZM207 258V257H206ZM224 258V257H223ZM6 259V258H5ZM10 259V258H9ZM45 259V258H44ZM83 259V258H82ZM180 259V258H179ZM194 259V258H193ZM196 259H197V257H196ZM217 259H218V257H217ZM2 260V259H1ZM8 260V259H7ZM49 260V259H48ZM56 260V259H55ZM58 260V259H57ZM88 260V259H87ZM121 260V259H120ZM182 260H184V258L182 259ZM187 260V259H186ZM191 260V259H190ZM219 260V259H218ZM225 260V259H224ZM223 260V261H224ZM236 260V259H235ZM244 260V259H243ZM32 261V260H31ZM46 261V259L44 260V262ZM73 261V260H72ZM82 261V260H81ZM86 261V260H85ZM97 261V260H96ZM169 261H170V259H169ZM181 261V260H180ZM189 261V260H188ZM198 261V260H197ZM201 261H202V259H201ZM210 261V260H209ZM245 261V260H244ZM52 262H53V260H52ZM56 261H54V263H55ZM84 262V261H83ZM91 262V261H90ZM98 262H100V261H98ZM114 262V261H113ZM172 262V261H171ZM178 262V261H177ZM192 262V261H191ZM200 262V261H199ZM7 263V262H6ZM17 263V262H16ZM19 263H21V261L19 262ZM32 263V262H31ZM53 263V264H54ZM57 263V262H56ZM55 263V264H56ZM75 263V262H74ZM73 263V264H74ZM80 263V262H79ZM88 263V262H87ZM101 263V262H100ZM162 263V262H161ZM182 263V262H181ZM194 263V262H193ZM202 263V262H201ZM214 263V262H213ZM2 264H3V262H2ZM12 264V263H11ZM33 264V263H32ZM49 264V263H48ZM83 264V263H82ZM95 264V263H94ZM178 264H180V262L178 263ZM195 264V263H194ZM200 264V263H199ZM210 264V263H209ZM217 264V263H216ZM218 264H219V262H218ZM231 264H232V262H231ZM252 264H254V263H252ZM258 264H264V261H259V263Z\"/></svg>","mask_w":264,"mask_h":264}]
</instances>
